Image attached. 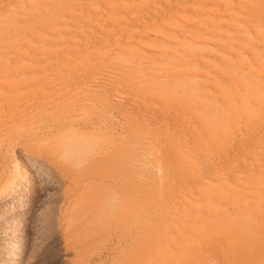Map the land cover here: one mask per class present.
Masks as SVG:
<instances>
[{
  "label": "bare ground",
  "instance_id": "bare-ground-1",
  "mask_svg": "<svg viewBox=\"0 0 264 264\" xmlns=\"http://www.w3.org/2000/svg\"><path fill=\"white\" fill-rule=\"evenodd\" d=\"M6 0H0V10L2 9V8H4V4H5V6H6V3H4ZM14 1V0H13ZM12 1V2H13ZM22 2L23 3V0H18L17 1V3L18 2ZM25 1V4H26V6L27 5H32V6H37L38 4H34L33 2V4L31 3V1H29V0H24ZM35 1V0H34ZM45 0H43L42 1V5L40 4L41 2L40 1H38L37 0V3L39 2V4H40V8H42L43 7V4H45V2H44ZM11 4H12V2H11V0L9 1ZM4 3V4H3ZM8 3V2H7ZM14 3V2H13ZM53 3H55V4H52V2L50 3L49 2V0L47 1L46 0V4L48 5H52L51 6V8L48 10V12H46V13H42V11H41V9L40 10H38L39 12H40V15H44V14H47V16L45 15V24L47 25V26H50V25H52L53 23H56L57 21H58V23L59 22H61V24L62 23H66V20H67V18H66V20L65 19H62L61 21H59L64 15H69V16H71V17H75L76 15H78V16H80V13H76V12H78V11H81L82 13H85V14H87L85 11L87 10H89V12H91V13H93L92 14V17L94 16V19L92 20V21H90L89 19H90V15H89V13L87 14V16H84V18L86 17V19L88 18V16H90L87 20H84L83 19V21L85 22V25H87L88 26V28L90 27V28H92V27H94V28H92V31L91 32H93V29H96L97 27L98 28H100V26L101 25H103V24H105V23H103L102 22V24L100 23V24H98V22H99V20H102V18L105 16V13H104V15H103V17L101 18V16L102 15H100V14H98V11H96V9H95V7L97 8V7H99V6H101V7H103V8H107L108 9V11H109V13H111V14H113L114 13V9L117 7V6H119L120 8H121V10L120 11H122L121 13H122V15H121V13L119 14V13H116L115 15H117V14H119L120 16H123L124 15V17L122 18H120V17H118V16H110L109 15V17L107 18V17H104V19L106 20L107 19V24L106 25H109V26H111V28H112V26H115V27H117V28H115V29H113V30H115L116 31V34L118 33V35L120 36V33L123 35V39L121 38V36L119 37H117L116 39H113V41L115 40V42H116V44H115V47H116V52L117 53H120V55L121 56H123V57H121L120 56V58H121V61H122V59L124 58L125 60H127L126 58H125V56L127 57V56H131L132 54H134V53H137L138 55H145V53H147L148 51H147V49H146V51H145V53H142V52H140V50H137V47L135 46V44H137V46H138V49L140 48H146V47H148L149 45L152 47V51H155V53L157 54V57H154V55H149L148 53V57H150V56H153V60H154V63H153V65H152V68L149 66V64H148V68L150 69V71H148V73L146 72V76L147 77H150V79L148 80V82H147V87L148 88H150V89H152L153 90V97H151V96H147V98L149 97H151V98H153L154 99V97H155V99H156V97L157 98H159V97H163V96H165L167 99L168 98H172L173 97V101L171 102V104H169V106L171 105V107H174V108H170L171 110H173V109H175V108H178L179 109V103H182L183 105H184V107H182V109L184 108L185 109V106H199V108H200V106H202V105H204V104H208V103H214V102H218V101H220V102H218V103H221V104H224V106H226L225 107V109L227 108V110H228V113L225 115V116H223V117H221V118H218V119H213V117H211L212 118V120H211V118L209 117L210 115H208V116H206V117H209V118H204V120H202L201 121V125H205V124H207V127H208V125H211V129H209L208 130V132L206 133H204L203 131L204 130H206L205 128H203V126H202V129H204L203 131H201L203 134H207V136L205 137V139L204 138H202L203 136H201V142H203L204 143V141H202V139H204L205 140V143L204 144H202L201 142H200V139H198L197 138V136L199 137L200 136V132H198L199 130H201L200 129V127H201V125H200V123H198L200 126L198 127V131H196V128H197V123H195L194 125H193V127H196L195 128V131L194 132H196V134H194V133H192L191 135H197V136H195L198 140H194L195 142H200V144H202L203 145V147H201V148H199L198 149V146L200 147V145H198L197 143L195 144V142H193L192 143V139H196L195 137L194 138H189L190 139V142L188 141L187 143H189V144H191V146L192 147H190V148H192V149H190V153H192L191 152V150H193V155H195V156H193L192 154H190L192 157H190V158H192V161L189 159V157L188 158H186L185 157V159H188V160H190V162H188V161H184V156L182 155V157L181 156H179V157H181L182 159H183V161H181V163L182 162H185V163H182L181 165H183V166H185V169L184 170H186L187 169V171H188V169H189V171L191 170V173L193 172V170H196L197 172H198V170L199 169H197V167H198V165H197V163H202V165H203V163H204V165L206 164V166H208L209 167V163L213 166V164L216 162V163H218L217 161V159H219V158H217V155H218V157H220V156H222V158L223 159H225V155L224 154H222L221 155V153L222 152H219L220 153V155H219V153H217V151L215 152L213 149H217V147H221L222 145L224 146V145H228V147H230L231 148V142H232V140H230L231 142V144L229 143V139H231V137L232 136H235V134L233 135V133H235V130H236V128H239L240 129V126L242 125V123H243V121H244V119L242 120L241 119V117L243 116L244 117V115H242V112H243V109L247 106H249L250 105V103L251 102H253V104H255V116H257V117H261L260 119H262V124L264 123V64L262 65L261 64V62L260 61H253L252 63H255V70L253 69V68H251L249 65H250V61H249V59L251 58H253L254 59V57L252 56V57H250V56H248V55H246V56H248L249 57V59H247V58H244V52H247V54H253L256 50H258L257 48H256V50L254 51L253 49H251L250 48V46H249V43H250V41H249V38L250 37H254V36H256V38L258 37V39L257 40H259L260 42L259 43H256V44H258V46H259V44L260 45H262L263 47H264V0H58L57 2L55 1H53ZM56 3L58 4L57 6H56ZM24 4V5H25ZM45 4V5H46ZM23 5V6H24ZM114 5H117L116 7L114 6ZM42 6V7H41ZM46 7V6H45ZM37 8L39 9V7L37 6ZM48 8H49V6H48ZM83 8H85V10L84 11H82V9ZM5 9V8H4ZM14 9V8H13ZM31 9H34V8H32L31 7ZM30 9V10H31ZM43 9V8H42ZM11 10V9H10ZM15 11H17L18 9H14ZM22 10V9H21ZM101 10V9H100ZM103 10V12L104 11H107V10H104V9H102ZM116 10H118L117 8H116ZM27 11V13L29 12L28 10H26ZM36 13H39V12H37V10H34ZM45 11H47V10H45ZM119 11V10H118ZM117 11V12H118ZM14 12V11H13ZM18 12V11H17ZM19 12H21V11H19ZM33 11H31L30 13H32ZM34 12V13H35ZM100 12V11H99ZM102 12V11H101ZM103 12H102V14H103ZM116 12V11H115ZM1 13V12H0ZM15 13V12H14ZM13 13V14H14ZM22 14H24L23 12H21ZM26 13V14H27ZM34 13H32V14H34ZM34 14V15H37L38 16V14ZM90 13V14H91ZM2 14V13H1ZM9 14V13H8ZM32 14H31V17H32V20H33V16H32ZM75 14V15H74ZM107 14V13H106ZM28 15V14H27ZM84 15V14H83ZM14 16V15H13ZM20 16V15H19ZM30 16V15H29ZM37 16H34V18H37ZM69 16H67V17H69ZM77 16V17H78ZM118 17V18H117ZM16 18H18L19 19V17H16ZM25 19H28L27 18V16L26 17H24ZM23 17L21 18V16H20V19L19 20H23L24 19ZM82 18V17H81ZM101 18V19H100ZM4 19V18H3ZM7 19V18H6ZM13 19H14V17H13ZM30 19V18H29ZM41 19V18H40ZM39 19V20H40ZM70 19V18H69ZM73 19V18H72ZM0 20H2V18L0 19ZM18 20V21H19ZM31 20V19H30ZM37 20V19H36ZM38 20V21H39ZM74 20V19H73ZM72 20V21H73ZM75 20H79V19H75ZM74 20V21H75ZM3 21V20H2ZM14 21H16V22H18L17 20H14ZM20 21V22H21ZM24 21V20H23ZM22 21V22H23ZM41 21V22H40ZM39 21V23L40 24H44V22L42 21V20H40ZM65 21V22H64ZM81 22H79V24H77V22H74L75 24H76V26H82V24H80V23H82V19L80 20ZM86 21H87V23H86ZM9 21H7V23H8ZM16 22H14V24L16 23ZM25 22V21H24ZM26 22H28V21H26ZM30 22V21H29ZM37 22V21H36ZM43 22V23H42ZM69 22H70V20H69ZM83 22V23H84ZM32 24H33V21L31 22ZM31 23H29V24H31ZM38 23V22H37ZM36 23V25H34V28H35V26H40V24L38 25ZM57 23V24H58ZM71 23V22H70ZM70 23H69V25H70ZM73 23V22H72ZM73 23V24H74ZM13 24V25H14ZM21 24V23H20ZM68 24V23H67ZM72 24V25H73ZM66 25V24H65ZM2 26V25H1ZM17 26V25H16ZM15 26V27H16ZM23 26V25H22ZM30 26V25H29ZM29 26H25V28L27 29ZM45 26V25H44ZM47 26H45V28L47 27ZM60 26V25H59ZM74 26V25H73ZM86 26V27H87ZM104 26V25H103ZM134 26H136V27H139L140 29H141V31L139 30L137 33H135V32H133L132 30H131V28L132 27H134ZM222 26H228L229 27V29L231 30V35L230 34H228V35H226V33H225V35H223L220 31H219V29L222 27ZM11 27V26H10ZM43 27V26H42ZM42 27H39L40 29L42 28ZM61 27H63V26H61ZM105 27V26H104ZM4 27H2V29H3ZM6 28H7V26H6ZM30 28H33L32 27V25H31V27ZM52 28H53V26H52ZM55 28V27H54ZM64 28V27H63ZM83 28L84 29H86L85 27H84V25H83ZM88 28H87V30H88ZM89 28V29H90ZM101 28H103V27H101ZM0 29H1V27H0ZM14 29V28H13ZM19 30L20 29V27H19V24H18V28H15V30H12L11 29V32H14V31H17V30ZM35 29H37V28H35ZM64 29H66V27L64 28ZM64 29H62L63 31H65L64 33H69V29L67 30L68 32H66V30H64ZM79 29V28H78ZM82 29V28H81ZM106 29V28H105ZM8 30L9 29H7L6 31L8 32ZM22 29H20V31H21ZM42 30H43V28H42ZM42 30H40V31H38L39 32V34H40V32L42 31ZM46 30H47V28H46ZM45 29H44V31H46ZM61 30V29H60ZM59 30V31H60ZM70 30L72 31L73 30V32L72 33H74V35L76 34L74 31H76L75 30V28H70ZM96 30H100L99 32H103V31H106V30H102V29H96ZM259 30H261V32H259ZM10 31V30H9ZM19 31V32H20ZM23 31H25V30H23ZM31 31H33V30H31ZM52 31V30H51ZM51 31H49V32H51ZM56 31L58 32V30L56 29ZM71 31H70V34H72L71 33ZM79 31V32H78ZM84 31H86V30H84ZM6 32V33H7ZM18 32V31H17ZM18 32V34H20ZM26 32V31H25ZM48 31H47V33H49ZM77 32L78 33H82V30H77ZM88 32H89V30H88ZM107 32V34H105ZM104 34L105 35H107V36H109V34H111V32L113 33L114 31H112L111 30V32H109L108 33V31H106ZM3 33V32H2ZM1 33V34H2ZM22 33H24V32H22ZM27 33H29L28 32V30H27V32H26V34ZM37 33V32H36ZM45 32H43V34H44ZM53 33H55L54 31L51 33V35L53 34ZM62 33V32H61ZM60 32H59V34H61ZM77 33V34H78ZM84 33V32H83ZM98 33V32H97ZM96 33V35L99 37V34H97ZM115 33V32H114ZM11 34V33H10ZM17 33H15V35H16ZM31 34V33H30ZM57 34V33H56ZM85 34V33H84ZM86 34H87V31H86ZM85 34V35H86ZM102 34V33H101ZM100 34V35H101ZM103 34V35H104ZM218 34H220V35H223V36H225V37H223V38H226L227 37V39H229V44L230 45H224L225 44V42H224V44H222V43H220V42H218V41H216V40H210V42L211 43H213V44H215L214 46H216V48H217V50L219 49V50H225V52H227V57H225L224 55H223V53L222 52H205V55L203 56H199L198 54H197V52H196V50H195V46L193 45V44H195L197 41H200V40H202V41H204V42H206V39H205V37L207 36V35H210V36H216V35H218ZM263 34V35H262ZM9 35V34H8ZM25 35V34H24ZM38 35V34H37ZM55 35V34H54ZM73 35V34H72ZM83 35V34H82ZM82 35H79V36H81L79 39H81V38H83L84 37V35L82 36ZM88 35V34H87ZM91 35H93V36H90V38L91 37H94L95 35H94V33L93 34H91ZM251 35H254V36H251ZM2 36V35H1ZM5 36V35H4ZM11 36H13V34L11 35ZM26 36H29V38H30V36L31 35H26ZM35 37H37L36 35H34ZM33 35H32V37H34ZM41 36H42V32H41ZM40 36V37H41ZM44 36V35H43ZM57 36V35H56ZM62 37H63V33H62V35H61ZM60 36V37H61ZM67 36V35H66ZM78 36V37H79ZM89 36V35H88ZM113 36H115L116 37V35L114 34H112V37ZM3 37V36H2ZM6 37V38H5ZM4 38H5V40L7 39V36H5ZM9 38H11L10 37V35L8 36ZM31 37V38H32ZM35 37H34V39H35ZM39 37V35H38V39L40 38ZM47 37V36H46ZM61 37V38H62ZM77 37V38H78ZM96 37V36H95ZM104 37V36H103ZM136 37V38H135ZM23 38V37H22ZM26 38V37H25ZM28 38V37H27ZM26 38V39H27ZM71 38V37H70ZM70 38H69V40H70ZM89 38V37H88ZM87 38V39H88ZM89 38V39H90ZM100 38V37H99ZM98 38V39H99ZM101 38H102V36H101ZM105 38V37H104ZM108 37H106L105 38V40L107 39ZM255 38V37H254ZM19 39V38H18ZM17 39V40H18ZM54 39V38H53ZM60 39V38H59ZM84 39V38H83ZM89 39H88V41H89ZM95 39V38H94ZM94 39H92L91 38V41L93 40V42L91 43L90 41H89V45L91 46V44H93V45H95L94 43L96 42H94ZM103 39V38H102ZM110 40H111V42H110V40H109V42L110 43H107L108 45L109 44H113L112 42V39L111 38H109ZM17 40H15V43L17 42ZM31 40H33V38L31 39ZM37 40V39H36ZM40 40V39H39ZM39 40H37L36 41V43L39 41ZM43 41H44V38L42 39ZM42 40H40V42L42 41ZM55 40V39H54ZM52 41V39L50 40L51 42H53V45H54V42L55 41ZM58 40V39H57ZM64 40V39H63ZM61 41V39H60V41L62 42V44H67V43H69L68 41V39H67V42L66 43H63L64 41ZM96 40H97V38H96ZM100 40V39H99ZM104 40V39H103ZM103 40H101L102 42H103ZM209 40H207V42L209 41ZM28 41V40H27ZM70 41H73V42H79L78 40H70ZM85 41V40H84ZM87 41V42H88ZM98 41V40H97ZM212 41H216V42H212ZM2 42H3V40H2ZM5 42V41H4ZM4 42H3V45H4ZM21 42V41H20ZM46 42H48V41H46ZM50 42V45L52 44ZM57 42V41H56ZM58 42H59V40H58ZM73 42L71 43V44H73ZM82 42V41H81ZM81 42H79V43H81ZM86 42V41H85ZM98 42H100V41H98ZM98 42H96V43H98ZM209 42V43H210ZM257 42V41H256ZM7 43H8V41H7ZM14 42H12V44H13ZM22 44L24 43L25 44V42H21ZM29 43V42H28ZM91 43V44H90ZM210 43V44H211ZM227 43H228V41H227ZM45 44V42L43 43V45ZM71 44H69V45H71ZM84 44H85V47H87L88 46V44H86V43H84V42H82V44L81 45H83L82 47H81V45H80V47L83 49V48H85L84 47ZM198 44V43H197ZM206 43H204V45H205ZM255 46H256V44H255V42L253 43ZM2 45V44H1ZM0 45V46H1ZM10 45H11V43H10ZM41 45V44H40ZM48 45V44H47ZM49 45V46H50ZM57 45V44H56ZM61 45V44H60ZM59 45V46H60ZM76 46L75 47H77V45L78 44H75ZM100 45V44H99ZM102 45V44H101ZM208 45V44H207ZM6 46H9V45H6ZM5 46V47H6ZM20 46V45H19ZM35 46H36V44H35ZM34 46V47H35ZM42 46V45H41ZM58 46V47H59ZM66 46V45H65ZM64 46V48L65 49H67V47H65ZM68 46V45H67ZM79 46V45H78ZM90 46L88 47L89 49H91L90 48ZM104 46V45H103ZM107 46V45H106ZM114 46V45H113ZM199 46H202V45H198V47ZM206 46V45H205ZM210 47H214L213 45L211 46V45H209ZM3 46H1L0 47V49L2 48ZM20 47H22V46H20ZM23 47H25V45L23 46ZM38 47V46H37ZM51 47V46H50ZM53 47V46H52ZM114 47V48H115ZM208 47V46H207ZM29 48H31L30 46L27 48V49H29ZM33 48V47H32ZM39 48V47H38ZM44 48V47H43ZM42 48V49H43ZM63 48V49H64ZM73 48V49H72ZM88 48H85L84 50H87ZM209 48V47H208ZM215 48V47H214ZM224 48V49H223ZM11 49V48H10ZM34 49V48H33ZM55 48H50V50H54ZM58 49H60V50H62L61 49V47L60 48H58ZM57 48H56V51L54 50L53 51V54H55V52H57V50H58ZM72 50V52L74 51V49L76 50V48H74V46H72V47H70L69 49H68V51L69 50ZM98 49V48H97ZM99 49H101V48H99ZM106 49V48H105ZM112 49V48H111ZM204 50H203V52L204 51H208V50H211V49H206L205 50V48H203ZM261 49V48H260ZM259 49V51H261L262 52V50H260ZM34 50H37V48L35 47V49ZM34 50H30V51H32L33 53L35 52ZM40 50V49H39ZM38 50V53L40 52ZM44 50V49H43ZM78 50H79V47H78ZM78 50H76V51H78ZM83 50V51H84ZM93 50V49H92ZM91 50V51H92ZM148 50H149V48H148ZM151 50V49H150ZM0 51H4V50H0ZM10 51L11 50H9V52H6V53H10ZM24 51V50H23ZM23 51H21V53L23 52ZM29 50H27V52H28ZM29 51V52H30ZM95 50H93L92 52H94ZM102 51V50H101ZM103 51H105L104 50V48H103ZM102 51V52H103ZM263 51H264V49H263ZM44 52V51H43ZM52 52V51H51ZM50 51L49 52H47V53H50V55H53L52 53H51ZM60 52V51H59ZM65 51H63L62 53H64ZM81 50H80V52H79V56H80V54H81ZM97 52V51H96ZM96 52H94V54L96 53ZM113 52V51H112ZM112 52H110L109 53V55L111 56V54H112ZM115 52V51H114ZM151 51H149V53H150ZM200 52H202V51H200ZM261 52L259 53L260 54V57H261ZM5 53V54H6ZM12 53L13 54H15L13 51H12ZM17 53V52H16ZM19 54V53H17V55L15 54V55H13V57L12 56H10V58L12 57V61H14L13 60V58H14V56H19V55H22V54ZM37 53V51H36V54H38ZM42 53V52H41ZM40 53V54H41ZM68 53V52H67ZM66 53V54H67ZM117 53H115V54H117ZM199 53V52H198ZM244 53V54H243ZM263 53V52H262ZM19 54V55H18ZM23 58H29V56H27L26 54H28V53H26L25 54V52H23ZM32 54V53H31ZM35 54V55H36ZM44 54V53H43ZM66 54L64 55V56H66ZM71 54V56L69 55V53L67 54L69 57H64V56H62L61 55V53H59V55H61V57L64 59V60H66V58L67 59H69L70 57H71V63L72 62H74V63H76V56H78V55H76V52H73V54H75L74 56H73V58L75 59V61H72V53H70ZM82 54H83V52H82ZM91 54H93V53H91ZM91 54H89V55H91ZM114 54V53H113ZM154 54V53H153ZM156 54H155V56H156ZM203 54V53H202ZM243 54V55H242ZM27 57H26V56ZM29 55V54H28ZM56 55V54H55ZM54 55V56H55ZM85 55H87L86 54V52H85ZM101 55V54H100ZM200 55H201V53H200ZM256 55V54H255ZM254 55V56H255ZM258 55V54H257ZM48 56H49V54H48ZM53 56V57H54ZM82 56V55H81ZM92 56V55H91ZM95 56V55H94ZM99 55H96L95 56V58L96 57H98ZM103 57H101V58H109L108 57V55H102ZM104 56H106V57H104ZM146 56V55H145ZM245 56V57H246ZM263 54H262V59H263ZM39 57V56H38ZM37 57V58H38ZM52 57V58H53ZM55 57H57V56H55ZM142 58V56H139L138 58H136V59H138V60H141V58ZM244 58V60L245 59H247V61H248V63L249 64H245L244 62H243V58ZM16 58V57H15ZM31 58V57H30ZM37 58L35 57H33V58H31V60L30 61H32V59H36L37 60ZM40 58L41 59H39V60H42V57L40 56ZM46 59H48L47 58V56L45 57ZM51 58V59H52ZM79 59H80V57H78ZM91 58V57H90ZM100 58V59H101ZM106 58V59H107ZM134 58V57H133ZM140 58V59H139ZM258 58H259V55H258ZM21 59V58H20ZM57 59V58H56ZM63 59H61L60 58V60H63ZM85 59H87V58H85ZM84 59V60H85ZM92 59V58H91ZM91 59H89L88 58V60H91ZM94 59V58H93ZM98 59V58H97ZM103 59V60H104ZM123 59V60H124ZM250 59V60H251ZM8 60H10L9 59V57H8ZM16 60V59H15ZM45 60V59H44ZM43 60V61H44ZM53 60V59H52ZM143 60H144V57H143ZM143 60L141 61V63H144L143 62ZM260 60V59H259ZM264 60V59H263ZM11 61V60H10ZM20 61H22V59L20 60ZM29 61V62H30ZM48 61V60H47ZM95 61V60H94ZM99 61V60H98ZM133 61V60H132ZM144 61H146V60H144ZM247 61H245V62H247ZM252 61V60H251ZM2 62V63H1ZM29 62H28V64H29ZM33 62V61H32ZM39 61H37V63H38ZM45 62V61H44ZM51 62V61H50ZM54 62V61H53ZM60 62V61H59ZM63 62V61H62ZM65 62V61H64ZM77 62H78V60H77ZM85 62H88V61H85ZM84 62V63H85ZM92 62V61H91ZM100 62H102V60L101 61H99V63ZM110 62H112L113 63V61H110ZM116 62V63H115ZM117 62L118 61H114V63H115V65H118L117 67L116 66H112V67H116V68H119L118 70H121L122 68L121 67H119V64H117ZM153 62V61H152ZM4 62H3V60H1L0 61V66H1V64H3ZM14 63H15V61H14ZM22 63V62H21ZM55 63V62H54ZM54 63H52V65H54ZM68 63H70V60L68 61ZM68 63H67V65H68ZM79 63V62H78ZM97 63V62H96ZM98 63V64H99ZM106 63H108V61L106 62ZM106 63L103 65V63H102V65L104 66V67H106L107 68V66L108 65H106ZM111 63V64H112ZM124 63V62H123ZM129 63V62H128ZM150 63V62H149ZM18 64V63H17ZM26 64V63H25ZM42 64L43 63H41L40 64V66H42ZM51 64V63H50ZM50 64L48 63L47 64V66L49 67L50 66ZM57 63H55V65H56ZM62 64V63H61ZM65 63H63L62 65H64ZM82 64V63H81ZM97 64V65H98ZM151 64V63H150ZM8 66H11V65H9V63L7 64ZM44 65H46V64H44ZM54 65V66H55ZM60 65V63H58V67L59 68H61V66H59ZM78 65V64H77ZM77 65L76 66H74L75 67V69L73 68V71L75 70V73H76V70L78 69V67L80 68V70H81V67H82V65H84V64H82V65H80V66H78L77 67ZM90 65H93V67L96 69V73L98 72V73H100L99 71H102V70H97V69H101V67L99 68L98 66H97V68H96V66H94V65H96V64H90ZM112 65H114V64H112ZM122 65H124V64H122L121 63V66ZM127 65V64H126ZM130 65V64H129ZM13 66V65H12ZM14 66H16V65H14ZM26 66H28V65H26ZM46 66V67H47ZM69 66V65H68ZM71 66V65H70ZM100 66V65H99ZM109 66H111V65H109ZM146 66V65H145ZM251 66H252V64H251ZM18 67V66H17ZM24 67V66H23ZM22 67V68H23ZM45 67V68H46ZM47 67V69L49 70V68ZM58 67H54V70L55 69H57ZM76 67H77V69H76ZM85 67V66H84ZM89 67V65L87 66V69H88V71H90L89 69L90 68H88ZM91 67V66H90ZM137 67V66H136ZM31 68V67H30ZM30 68H29V70H30ZM38 68V67H37ZM36 68V69H37ZM43 68V67H42ZM42 68H38L37 70H42ZM44 68V69H45ZM53 68V67H52ZM52 68H50V69H52ZM64 68H66L65 66L62 68V70H64ZM109 68H111V67H109ZM1 69V68H0ZM24 69V71L27 73V72H30V71H27V70H25V67L23 68ZM35 69V68H34ZM35 69V70H36ZM68 68H66L65 69V71L67 72V73H71V70L72 69H70V67H69V69H70V71L68 72V70H67ZM128 68H126V70H127ZM134 69V68H133ZM21 70V69H20ZM31 70H33V69H31ZM47 70V71H48ZM58 70V69H57ZM57 70L56 71H54V73L56 72L57 73ZM60 70V69H59ZM92 70H93V68H92ZM109 70V69H108ZM108 70H106V71H108ZM123 70V69H122ZM126 70L124 71V72H126ZM129 70V73L131 74V72H130V70H132V69H128ZM127 70V71H128ZM143 70V69H142ZM19 71V70H18ZM23 70L22 71H20V72H24ZM65 71H63L64 73H65ZM85 71H86V68H85ZM94 71V70H93ZM93 71H91V72H93ZM104 71V70H103ZM113 71V70H112ZM111 71V72H112ZM257 71V72H256ZM12 72H13V69H12ZM17 72V71H16ZM19 72V73H20ZM25 72L24 73H22V75H24L25 74ZM78 72V71H77ZM81 72H83V71H81ZM87 72V71H86ZM86 72H83V73H77L79 76H80V74L83 76V79L84 78H86V80L85 81H89V79H90V75H88V72L86 73ZM91 72H89V74H91ZM109 72V71H108ZM145 72V71H144ZM50 73H51V71H50ZM117 73H118V71H117ZM116 73V74H117ZM21 74V73H20ZM59 74L61 75L62 73H60V71H59ZM71 74H73V73H71ZM71 74H67L68 76L70 75V77H71ZM76 74V75H77ZM87 74V76L88 77H84L85 75ZM94 74H95V72H94ZM103 73H101V75H102ZM106 75H105V77H106V79H107V77L108 76H112V74L111 75H108V73H105ZM113 74H115L114 73V71H113ZM120 74V73H119ZM128 74V73H127ZM127 74H126V77L125 78H127L126 79V81L129 79V77L130 76H128L127 77ZM253 74H255L256 76H252ZM13 75V74H12ZM22 75H20V76H22ZM55 75L56 74H54L53 76L55 77ZM64 75H66V73L64 74ZM76 75L75 76H72L73 78H74V80H75V77H76ZM108 75V76H107ZM67 76V77H68ZM79 76H77L78 78H79ZM120 77H121V74L119 75ZM124 76H125V74L123 75V78H124ZM251 76L254 78V80L251 78ZM19 77V76H18ZM69 77V78H70ZM77 77H76V79H77ZM94 77H97V76H95L94 75ZM98 77H100V75L98 76ZM113 77V79H114V77L115 76H112ZM117 77H118V75H117ZM132 77H133V75H132ZM256 77V78H255ZM13 78V77H12ZM21 78V77H20ZM53 78V77H52ZM56 78H57V76H56ZM61 78V77H60ZM72 78V79H73ZM81 78V77H80ZM79 78V79H80ZM87 78H89V79H87ZM101 78V80H102V78H104V77H100ZM99 78V79H100ZM116 78V77H115ZM252 80H251V79ZM11 79V78H10ZM58 79V78H57ZM64 80L66 79V82H64V81H62L63 83H68L70 80H68V78H63ZM72 79H71V81L70 82H74V81H72ZM120 79H122V78H120ZM119 79V80H120ZM142 79H143V77H142ZM9 80V79H8ZM68 80V81H67ZM78 80V79H77ZM77 80H75V82L77 81ZM81 80L82 79H80V80H78V83L77 84H80L79 82H81ZM93 80H95V78L93 79ZM107 80H109L110 81V79H107ZM116 80H117V78H116ZM116 80H113L114 82H116ZM123 80V79H122ZM132 79H130V81L128 80V83L129 82H135V81H131ZM10 81V80H9ZM54 80H52V82H53ZM97 81H99V80H97ZM97 81H96V84L95 85H97ZM118 81V80H117ZM125 81V80H124ZM123 81V82H124ZM126 81L124 82V83H122V86L124 87V85L123 84H126ZM1 82V85H3V87H8V83H4L5 85L7 84V86H4V84L2 83V81H0ZM28 82V81H27ZM26 82V83H27ZM34 82V81H33ZM32 82V83H33ZM51 82V81H50ZM83 83H84V81H82ZM94 82V81H93ZM101 82V81H100ZM104 81H102V83H103ZM113 82V85H115L116 83H114ZM143 82V81H142ZM32 83H30V84H32ZM58 83H60V82H58ZM106 83L108 84V82L106 81ZM118 83H121V82H119L118 81ZM128 83H127V85H128ZM34 84V83H33ZM52 84V83H51ZM54 84V83H53ZM57 84V83H56ZM69 84V83H68ZM77 84L76 85H74V87H76L77 86ZM104 84V83H103ZM103 84L101 85V84H98V85H101V87H103ZM131 85L133 84V83H130ZM22 86H24V84H21ZM26 85V84H25ZM28 85V84H27ZM64 85V84H63ZM67 85V84H66ZM106 85V84H105ZM109 85V84H108ZM111 85H112V83H111ZM118 84H116L115 86H117ZM126 85V86H127ZM131 85H128V89L130 88L129 86H131ZM134 85V84H133ZM19 86V85H18ZM30 86V85H29ZM59 86V85H58ZM73 86V84L71 85V87ZM121 86V84L118 86L119 87V90H122V91H124L123 89H122V86ZM139 86V85H138ZM141 86V85H140ZM3 87L1 88V86H0V89H2V91H3ZM12 87V86H11ZM10 87V88H11ZM74 87H72V88H67V87H60V89H58L59 87H57V88H55V89H52V90H55V91H52L51 89H48L47 91L49 92V93H46L45 91V94H51V97L53 98V100H52V98H51V100H52V103H49L48 104V101L46 102V100H45V104H42V105H44L43 107H42V105H41V108H40V110L39 111H37V110H35V109H33V107L31 108V107H29L28 108V106L26 107V106H22V107H19L18 105H15V104H5V103H3V101H0V203L2 204V202L1 201H3L5 204H7L6 206H8V208L9 209H7L6 208V210H10V211H13V210H15L16 208V210H18V208H20V210H22L23 208H25V204H24V206H23V203H24V198L28 195V194H30V192H32V191H34V190H36V189H39L40 187L39 186H41L42 184L40 183V180H39V178H37L38 176H36L35 175V169L36 170H38V169H40L41 170V168H46L47 169V171H48V173H51L52 174V176L55 178L54 180L56 181V183H55V185H54V187L56 186V190H55V192H56V194H57V201H56V205L54 206L53 205V216H47L46 215V213H44L45 214V216H43L44 214H41L40 213V209H38L36 212H35V214L34 215H32L34 218H36V222H35V220H34V222L37 224L38 223V225H40L41 227L42 226H45V225H47V224H49V225H51V224H54L53 226H55L54 228H56V232H55V238H54V240H53V243L55 244V246H56V250L58 251V261H60V262H63V263H65V264H72L73 263V261H75V259L76 258H82V259H86L87 261V263H89V264H225L226 262V264H228L229 262H228V259H227V261L226 262H224L225 260H223L224 259V257H225V255H224V249H225V247H226V245H227V247L229 246V247H231V249H229V247L227 248L226 247V249H229V250H227V252H231L232 254H233V252H235V254H237L240 250H239V248L241 249V245L240 244H243V241H242V243H241V241L240 240H238V242L234 239V240H232V241H230V243L229 244H226V240H225V247L223 246L224 245V242H223V240L226 238L227 239V237H229L230 236V234H231V236L233 235L232 233H226V232H223V229H220V225H218L217 226V229H218V227H219V231H217L218 233H216V234H212L211 233V236L212 237H214V239H216L217 238V242L215 241V240H213V241H209V240H211V237L209 236V234H200V233H197V232H189V229H188V227L192 224V222L193 221H195V224L194 225H196L195 227H197V228H199V227H201L202 225H204L203 223H205L206 221H210L211 219H217L218 218V220H219V217H217L218 215L220 216V214L222 213H219L218 214V212L216 213V212H210V210H205V211H202L201 212V214H197V215H192L191 213H190V205H189V203H187V199H184V200H186V201H184L183 199H182V202L184 201V204L183 203H179V204H181V206H179V205H174V204H171V203H169V204H171V205H169V204H165V205H163V198H166V197H164L165 195H163V194H167L168 192H169V189H168V187H166L167 185H168V183H169V181H172V180H174L173 178H170V177H172V176H174V174L172 175V173H170V169L173 167V165L171 166V168L168 166V167H165L167 164L169 165H171V164H173L174 163V166L175 165H177L178 164V166H180L179 168H178V170H183L182 168H184V167H182L181 165H180V162H178L177 164H175V162H172V163H167V162H171V160H167V162H165V161H163V162H165L166 163V165L163 163V162H161V165H162V163L165 165V166H163V170L165 169L166 170V172L165 173H169L171 176H169V174H168V178H167V175L165 174V173H163V171H162V174H164V175H166V178H165V176H163L165 179H166V181H168V183L166 182L165 184H163L164 182H162L161 180L163 179L162 177L160 178L161 180V182H162V184L168 189V191H167V193H164L166 190L165 189H163V190H165V191H163L162 193L163 194H160L159 193V195L157 194V192H159V190L154 194V198H156L157 197V195H158V197L159 196H161V195H163V197H159L160 198V204H161V206H159V203H158V208H156L155 207V205H157V203L155 202V203H153V201H154V198H153V201H152V204H154L153 205V208H155V210H152L150 213L149 212H146V214L147 215H145V216H143L142 215V217H141V214L144 212L145 213V211H144V207L145 206H147V205H145L143 202H145L144 201V199L145 198H143L144 197V195L146 194V193H144V192H142L140 189H138L137 191H138V193H139V190L142 192V193H144V194H142V198L140 197V196H138V198L135 200V199H133V200H131V197L133 196H131L130 194H129V191H130V187H131V185H130V182H131V180H129V175H130V171H128V170H131L130 168H131V162H130V159H129V157H131L130 155V153L131 152H133L134 150H135V147L136 148H142V146L144 147V149H145V151L144 150H142V151H144V153L146 152V149L147 148H152V149H154L155 147H156V149L157 148H160L161 146H158L157 147V145H160V144H158L157 143V145L155 146V145H150L149 146V142L150 141H152L154 138H152V139H150V141L148 142V141H143L144 143L145 142H147V143H149V144H144L142 141V143H143V145L142 144H140V142L138 141V143H137V146L136 145H134V150L132 151V146H133V144L135 143V142H133V144H131L132 146L130 147L129 145H130V143H129V145H128V143H126L127 144V146H129L130 147V149H129V147L128 148H126L127 146H125L126 144L122 141V142H120L121 144H125L124 146H125V148H120L119 150H117L116 148L118 147L119 148V146L121 147L122 145H119L120 143H118L117 145L118 146H116V145H114V143H115V141H114V143H112V140H113V136H112V132L110 133L109 131H107L106 133L104 132V130L102 131L103 132V134H100L99 133V131H98V129H97V121L98 120H103V121H107L108 120V117L109 116H107V113L106 112H108L110 109H111V105H108V101H110L111 100V95L110 94H112L113 95V93H114V88L112 89V87L110 86V87H108V89L109 88H111L112 90H113V92H111V93H109L108 95H110V97L111 98H109V96H108V99H110V100H108L107 102L105 101L106 99L105 98H103L104 99V102H106L107 104L105 105V106H100V104L102 103L100 100H102V99H100V100H98V102H100V104L98 105V106H96L95 104H97L98 102H97V97H101V96H97L96 98H94L95 96H94V94H95V91L97 90H95V89H93V88H90V89H88L87 91H85V92H79V91H81V90H79V89H73ZM100 87V88H101ZM105 87V86H104ZM114 87V86H113ZM9 88V89H10ZM13 88H15L14 86H13ZM19 87H17L15 90H17ZM42 89H43V86L41 87ZM46 88V87H45ZM48 88H49V86H48ZM81 88H83V87H81ZM85 88V87H84ZM84 88H83V90H84ZM125 88V87H124ZM127 88V87H126ZM132 88V87H131ZM129 89V91H132V89ZM136 88V87H135ZM138 88H140V87H138ZM138 88H136L137 90H138ZM8 89V88H7ZM39 89V88H38ZM56 89H58V90H56ZM85 89H87V88H85ZM106 89V91L104 90H102L103 91V93H105V92H107L108 93V89L107 88H105ZM110 89V90H111ZM117 89V88H116ZM115 89V90H116ZM147 89V88H146ZM6 90V89H5ZM10 90H12V88L10 89ZM14 90V89H13ZM50 90L52 91V92H50ZM126 90V89H125ZM140 90V89H139ZM1 91V92H2ZM20 91H22V89L20 90ZM38 91H40V90H38ZM100 91L101 90H99L98 92H99V95H100ZM129 91H128V93H129ZM134 91H136V90H133V94H134ZM43 92V93H44ZM110 92V91H109ZM127 92V91H126ZM258 92L259 93H261V94H259V96H258ZM4 93V92H3ZM2 93V94H3ZM102 93V92H101ZM102 93V94H103ZM127 93V94H128ZM132 93L130 92V94L132 95ZM40 94H42V93H40ZM39 94V95H40ZM44 94V95H45ZM101 94V95H102ZM106 94V93H105ZM72 95H78V96H76L75 98H77L78 97V99H76L75 101L76 102H74L73 104H69V102L70 101H68V105H67V103H65L66 102V100L67 99H69ZM130 95V96H131ZM137 95V94H136ZM135 94H134V96H136ZM139 95H140V93H139ZM138 95V97H141V95L139 96ZM38 96V95H37ZM36 96V100H37V98L39 97H37ZM103 96V95H102ZM105 96V95H104ZM115 96V95H114ZM126 96H128L129 97V95H126ZM144 96H145V99H146V95L145 94H143L142 95V97L141 98H144ZM0 97H1V93H0ZM120 97H122V96H120ZM123 97H125V96H123ZM127 97V98H128ZM137 97V96H136ZM137 97V98H138ZM6 98V97H5ZM113 98H115L116 99V97H113ZM132 99H133V97H131ZM7 99V98H6ZM73 99V98H72ZM94 99H96V101H94ZM99 99V98H98ZM120 99V98H119ZM122 99V98H121ZM124 99V98H123ZM130 99V98H129ZM153 99H150L151 101L153 100ZM154 99V100H155ZM74 100V99H73ZM114 100V99H113ZM134 101H135V99H133ZM143 100V99H142ZM146 100H148V99H146ZM178 100H179V102H178ZM26 101H27V99H26ZM50 101V100H49ZM72 101V100H71ZM116 101V100H115ZM119 101V100H118ZM122 100H120V103H123V105H125L126 103H128V102H126V101H128L127 99H125L124 100V102H126L125 104H124V102L122 101ZM137 102L139 101V99L138 100H136ZM145 101V100H144ZM143 101V102H144ZM155 101H156V103H155ZM154 101V103L155 104H159V101L160 100H155ZM256 101V102H255ZM34 102V101H33ZM33 102H32V104H33ZM42 102V101H41ZM94 102H96V103H94ZM111 102H114V101H111ZM25 103V102H24ZM110 103V102H109ZM130 103V102H129ZM147 103V102H146ZM146 103H142V101H141V105L142 104H144V108H145V104ZM149 103V102H148ZM147 103V104H148ZM153 103V104H154ZM37 104V103H36ZM39 104V103H38ZM38 104H37V106H38ZM105 104V103H104ZM118 104V103H117ZM116 104V102H115V105H117ZM131 104V103H130ZM137 104V103H136ZM133 105V106H140V101H139V104H137V105ZM162 104V103H161ZM160 104V105H161ZM168 104V103H167ZM167 104H162V106L164 105V107H165V105L167 106ZM248 104V105H247ZM122 105V107L120 106L119 107V105H118V110L120 111V109H123L125 106H123ZM129 104H127V106H128ZM149 105V104H148ZM31 106V105H30ZM100 106V107H99ZM161 106V108L162 109H164L163 107ZM175 106H178V107H175ZM182 106V105H181ZM35 107H36V105H35ZM130 107H132V104H131V106ZM129 106L127 107V108H125V109H128V108H130ZM149 107H151V105L149 106ZM153 107V106H152ZM159 107V106H158ZM222 107H223V105H222ZM233 107H234V109H233ZM253 107V106H252ZM114 108V107H113ZM133 109H134V112H136L135 110L137 109H143V108H141V107H139V108H134V107H132ZM146 108H147V105H146ZM145 108V109H146ZM154 108V107H153ZM153 108H152V112L153 111H155V110H153ZM159 109L160 111H163L162 109ZM166 108H168V106L166 107ZM195 108V107H194ZM217 108V107H216ZM116 109V108H115ZM114 109V110H115ZM145 109H143V110H145ZM170 109H167V111H169ZM178 109H175V113H179V111L180 110H182V109H179V111H178ZM184 109H183V111H184ZM246 109V108H245ZM251 109V108H250ZM254 109V108H253ZM113 110V109H112ZM117 110V109H116ZM115 110V111H116ZM117 110V111H118ZM130 110L131 109H129L128 110V112H129V115L131 114L130 113ZM140 110V111H141ZM146 110H148V109H146ZM150 110V109H149ZM157 110V109H156ZM176 110H177V112H176ZM111 111V110H110ZM116 111V112H117ZM119 111H118V114H119ZM125 110H123V111H120L121 112V114H122V119H125L126 117H128V116H126V114L128 113L127 111H125ZM133 111V110H132ZM138 112V113H140L141 115V117L139 116L138 118L140 119H138L139 121H141V122H143L142 120H141V118H142V115H144V114H142V112ZM151 111V110H150ZM149 111V112H150ZM160 111H158L160 114H161V112ZM164 111H166V109H164ZM163 111V112H164ZM174 111V110H173ZM172 111V112H173ZM186 111H188V114L191 112L190 110H186L185 109V112ZM248 111V110H247ZM171 112V116L173 115V113ZM185 112H183V113H185ZM204 112H205V115L207 114V112L206 111H203V112H201V113H203L204 114ZM248 112H250V110L248 111ZM138 113H137V115H138ZM156 113V112H155ZM159 113H156V114H159ZM166 113H169V112H165L162 116L165 118V116L167 115ZM177 113V114H178ZM180 113H182V112H180ZM200 113V112H199ZM97 114V115H96ZM150 114L151 113H149V115H148V117H150ZM159 114V116H161ZM187 114V113H186ZM190 114H193V112H191ZM215 114V113H214ZM213 114V115H214ZM217 114V113H216ZM109 115V114H108ZM133 115H135V113H133ZM133 115H130L132 118H134V119H130V120H135V117L133 116ZM136 115V116H137ZM147 115V113L145 114V116ZM169 115V114H168ZM205 115H202V116H205ZM129 116V117H130ZM162 116H161V124H163V122L164 121H166V122H168V119L169 120H171L172 119V117H167V118H165L166 120H164L163 118H162ZM174 116H175V114H174ZM173 116V119L175 118ZM177 117H178V115H176ZM180 116V115H179ZM191 116V115H190ZM192 116H195V115H192ZM214 116H216V115H214ZM263 116V117H262ZM120 117H121V115H120ZM125 117V118H124ZM144 117V116H143ZM155 118H156V116H154ZM245 117H247V116H245ZM244 117V118H245ZM257 117H255V119H253V117H252V122L254 121H256V118ZM152 118L153 117H151V118H149V122L152 120ZM154 118V119H155ZM181 117H179V120H180V122L182 121L181 119H180ZM129 119V118H128ZM148 119V118H147ZM151 119V120H150ZM152 120V121H154V122H152L153 124L155 123V121L158 119V118H156V120ZM193 119H195V117H193ZM192 119V120H193ZM260 119H258V120H260ZM160 120V119H159ZM162 120H164L163 122H162ZM179 120H175V121H179ZM186 119H184L183 121H185ZM191 119H189V121L188 120H186V121H188L187 123L189 124L191 121H192ZM197 120V119H196ZM196 120H193V121H196ZM198 120H199V118H198ZM197 120V121H198ZM242 120V121H241ZM125 121V120H124ZM136 121L137 120H135V123H136ZM182 121V122H183ZM186 121H185V123H186ZM241 121V122H240ZM261 121V120H260ZM102 122V121H101ZM127 122V121H126ZM145 122V121H144ZM149 122H147V123H149ZM158 122V123H157ZM157 122H156V124H157V126H158V124H159V121L157 120ZM171 122H172V120H171ZM181 122V123H182ZM239 122H240V126L238 125L239 124ZM251 122V121H250ZM250 122H247V123H249V126H250V124H251V126L250 127H252V128H250L248 125V128H249V130L251 129V130H254L253 128H254V126L252 125V122L250 123ZM258 121H256L255 123H253V124H256ZM42 123H44V127L42 128V133H40L39 135H36L35 134V132H33V130H34V128H35V126L36 125H41ZM128 123V122H127ZM131 123V122H130ZM130 123H128V124H130ZM135 123H132V124H135ZM146 123V122H145ZM176 122H174L173 124L174 125H176V127H177V125H179V126H181V128H180V130L181 129H183L181 132L183 133V135L181 134V136H185L184 134H186L187 132H192L193 130H194V128H193V130L192 131H190L192 128L191 127H189L188 125V127L187 126H185V127H187L188 128V130L189 131H187V129L186 128H182L184 125H182V124H175ZM184 123V122H183ZM184 123V124H185ZM186 123V124H187ZM191 123H193V122H191ZM246 123V124H247ZM139 124V123H138ZM155 124V125H156ZM160 124V125H161ZM170 125H171V123H169ZM197 124V125H196ZM246 124H244L243 126H245V127H247L246 126ZM259 124V123H258ZM261 124V125H262ZM131 125V124H130ZM137 125V124H136ZM140 125V124H139ZM144 125V124H143ZM159 125V128H161V126ZM164 125V124H163ZM163 125H162V127H163ZM169 125V127H167V129H171L170 127L171 126H173V125H171L170 126ZM191 125V126H192ZM196 125V126H195ZM260 124L259 125H257L256 124V126L255 127H258V126H260L261 128H262V126H264V125H262L261 126ZM101 126V125H100ZM131 126H133V125H131ZM135 126V125H134ZM133 126V127H134ZM165 126H167V125H165ZM164 126V127H165ZM178 126V127H179ZM238 126V127H237ZM102 127V126H101ZM109 127V126H108ZM145 129L146 130H148L147 128V125H145ZM153 127H154V125H153ZM156 127V126H155ZM163 127V128H164ZM177 127V128H178ZM245 127H242V129H244ZM259 127V128H260ZM132 128V127H131ZM138 128V127H137ZM142 128H144V127H142ZM156 128H158V127H156ZM154 129V130H156V132H158L159 133V131L157 130V129ZM173 128H175V126L173 127ZM176 128V131H180L179 129H177ZM191 128V129H190ZM208 128H210V127H208ZM95 129H97V130H95ZM101 129V128H100ZM104 129H105V127H104ZM128 129H130V128H128ZM135 129H136V127H135ZM152 128L150 127V130H151ZM162 129V128H161ZM185 129V130H184ZM257 129V128H256ZM264 129V128H263ZM132 130V129H131ZM144 130V129H143ZM146 130H144V131H146ZM150 130H149V132H150ZM165 130V129H164ZM164 130L162 131L163 133H164ZM241 130V129H240ZM240 130H238V131H240ZM247 131V133L249 132L250 133V136H253V137H255L254 135L258 132L257 130V132L256 133H252V132H250V131ZM36 131V130H35ZM98 131V132H97ZM101 131V130H100ZM133 131V130H132ZM143 131V132H144ZM167 131V130H166ZM184 131H186V132H184ZM237 130H236V133L238 132ZM243 131H245V129L243 130ZM243 131H240L241 132V134H243V136H245V134H247V133H245V132H243ZM262 131V129L260 130V132ZM40 132V131H39ZM155 131H151V133L153 134ZM156 132L154 133V134H156ZM169 132V131H168ZM167 132V133H168ZM172 132V131H171ZM171 132H169L170 134H171ZM178 132H176V133H178ZM181 132H179L178 134H180ZM239 132V133H240ZM243 132V133H242ZM146 133V132H145ZM161 133V132H160ZM167 133H166V135H167ZM199 133V134H198ZM248 133V134H249ZM259 133V132H258ZM262 133V132H261ZM143 134V133H142ZM153 134V135H154ZM162 134V133H161ZM161 134H160V136H161ZM165 134V133H164ZM173 134H174V132H173ZM187 134H189V133H187ZM202 134V135H203ZM238 134V133H237ZM236 134V135H237ZM248 134L246 135L247 137H248ZM153 135H152V137H153ZM166 135H165V138H166ZM176 135V134H175ZM232 135V136H231ZM240 135V134H239ZM239 135H237V137L236 138H238V136ZM258 135H260V134H258ZM257 135V137H259V138H261V137H264V136H258ZM261 135H264V131H263V133L261 134ZM141 136V135H140ZM156 138L158 139V135L156 134ZM164 135H162V137H163ZM168 136V135H167ZM170 137H171V139H169L168 137L166 138L167 140H164V138H162V137H160L162 140L161 141H159V142H161V143H164L163 141H165V143L167 142V141H169V140H171V141H169V142H173L172 141V135H169ZM188 136V135H187ZM189 136H190V134H189ZM242 135L240 136V137H243ZM145 137H147V136H145ZM149 137V136H148ZM151 137V136H150ZM257 137H255V138H257ZM175 138H178V137H175ZM186 138V137H185ZM185 138H183V139H185ZM200 138V137H199ZM234 138V137H233ZM232 138V139H233ZM236 138H234L233 140L234 141H236V143L237 142H240V141H237V139ZM244 138H246V137H244ZM252 138V137H251ZM141 139H143V138H141ZM140 139V140H141ZM157 139H154V140H157ZM183 139L181 140V138L180 139H178L177 141H178V143H179V145H180V142L182 141L183 142ZM187 139V138H186ZM188 139V140H189ZM240 139H242V138H238V140H240ZM248 139V138H247ZM250 139V138H249ZM258 139V138H257ZM257 139H256V141H257ZM263 139V138H262ZM262 139H260L261 141H257V142H260V147L262 146V142L264 143V139H263V141H262ZM128 140V139H127ZM179 140H180V142H179ZM192 140V141H191ZM245 140V139H244ZM241 141V142H244L245 143V141H246V143H247V140H245V141ZM255 140V139H254ZM184 141H186V140H184ZM250 141H251V139H250ZM255 141V142H256ZM157 142V141H156ZM168 142V143H169ZM176 142V141H175ZM175 142H173V143H175ZM240 142V144L242 145L243 143H241ZM252 143L250 144V142H248V144L251 146V145H254L253 144V140L251 141ZM254 142V143H255ZM132 143V142H131ZM154 144H155V142H153ZM167 143V147L168 148H170L169 150L171 151V150H173L174 148V146H175V148H177V145L176 144H172V143H169L168 144ZM185 143V142H184ZM245 143V144H246ZM116 144V143H115ZM136 144V143H135ZM140 146H139V145ZM174 145V146H172V145ZM188 144V145H189ZM193 144V145H192ZM197 146V147H194L195 145ZM238 145V143H237V148H239L238 146H240V147H242L241 145ZM258 145H259V143H257ZM257 144H255V145H257ZM142 145V146H141ZM146 145V146H145ZM168 145H170L171 147H169ZM181 145H183V144H181ZM184 145H186V144H184ZM201 145V146H202ZM226 145V146H227ZM233 145V144H232ZM264 145V144H263ZM18 146H19V148H21L20 149V152H21V150H22V156L21 157H17V154H15V150L18 148ZM149 146V147H148ZM152 146H154V147H152ZM163 146H164V144H163ZM162 146V147H163ZM187 146V145H186ZM186 146H185V149H187V148H189V146L186 148ZM247 147H249L250 148V146H248V145H246ZM245 145H243V149H244V147L246 148V151L248 150L247 149V147H246ZM115 149H114V148ZM147 147V148H146ZM161 147V148H162ZM184 147V146H183ZM182 147V148H183ZM193 147L195 148V150H196V148L199 150V151H197V153H196V151H194V149H193ZM219 147V148H220ZM227 147V148H228ZM233 147V146H232ZM234 147H235V145H234ZM254 147V146H253ZM253 147H251L250 149H252L253 150ZM138 148V149H139ZM160 148V149H161ZM164 148H166V144H165V146H164ZM168 148L167 149H165L164 151H163V149L162 150H160V152H162L163 151V153H165L167 150H168ZM225 148V147H224ZM223 148V150H226V149H224ZM230 148H228L227 150H229ZM236 148V147H235ZM234 149V148H232L233 149V151H238V149ZM242 148H240V149H242ZM255 148V147H254ZM127 149H129V150H131V151H129L128 152V150ZM137 149V151H139ZM208 149H209V151H208ZM210 149H212L211 150V152H213V153H215L216 154V158L214 157V160H213V164L211 163V162H209L210 161V156H212V158H213V156L215 155H213V154H210ZM239 149V150H240ZM242 149V150H243ZM262 149V148H261ZM18 150V149H17ZM168 150V151H169ZM176 150V149H175ZM175 150L173 151V153H175ZM218 150V149H217ZM219 150H221V149H219ZM242 150H240L239 152H237V153H240ZM252 150H251V152H252ZM136 151V150H135ZM141 151V150H140ZM139 151V152H140ZM141 151V152H142ZM150 152L152 151L151 149L149 150ZM155 151V150H154ZM168 151L166 152V154L168 155V154H170L171 155V153H172V151H171V153H168ZM169 151V152H170ZM176 151H178V149L176 150ZM183 151V153L184 152H186V150L184 151V149H182V150H180V152H182ZM208 151V152H207ZM230 151V150H229ZM229 151H225V152H229ZM232 151V150H231ZM246 151H244L243 150V153H245ZM256 151V150H255ZM254 151V152H255ZM140 152V153H141ZM153 152V151H152ZM157 153H160L159 152V149H158V151H156ZM195 152V153H194ZM250 151L249 152H247V154L246 155H248L247 156V158H251L250 160H252V156L251 157H249V153H251ZM258 152H260L259 150H258ZM163 153H160V154H163ZM173 153H172V155H173ZM177 153V152H176ZM175 153V154H176ZM186 153H188L189 154V152H186ZM205 153H209L210 155L209 156H207V157H209V158H206V156H205ZM224 153V152H223ZM236 153V152H235ZM236 153V154H237ZM242 152L240 153V154H238V156L239 155H245V154H243ZM263 153L264 152H262V154L261 153H259L260 155H263ZM129 154V155H128ZM142 154H143V152H142ZM146 154H148V153H146ZM151 154V153H150ZM153 154H154V152H153ZM174 154V156L175 157H177L178 158V154L177 155H175ZM228 154V153H227ZM231 154H232V152H231ZM229 155L230 157L232 156V158L233 157H236V158H234V160L235 159H240L237 155L235 156V154H233V155ZM19 155V154H18ZM132 155H134V153H132ZM136 155V154H135ZM139 155V154H138ZM169 156L168 155V157H172V159L173 158H175V157H173V156ZM186 155V154H185ZM246 155H245V157H246ZM147 156V155H146ZM145 156V157H146ZM163 156H164V160L165 159H167L166 158V155L165 154H163ZM162 156V157H163ZM135 157H137V156H135ZM161 157V159L163 160V158ZM226 157H228V155L226 156ZM230 157L229 158H226V160L224 161V163L225 164H227L228 162H229V160H230ZM244 157V156H243ZM140 158H142V157H140ZM176 158V159H177ZM259 158H260V160L261 159H264L263 157L261 158L260 156H259ZM136 159H139V158H136ZM221 159V158H220ZM222 159V160H223ZM237 159V161L240 163V161ZM141 160V159H140ZM139 160V161H140ZM143 161H145L144 159H142ZM174 160V159H173ZM181 160V159H180ZM179 159H178V161H180ZM215 160H217V161H215ZM255 160H259L258 159V157L255 159ZM259 160V161H260ZM161 161V160H160ZM208 161V162H207ZM212 161V160H211ZM231 161H232V159H231ZM230 161V162H231ZM242 161H244V160H241V163H242ZM262 161L263 160H261L260 161V163H261V165H259L258 163H256L257 161H255V163H251V164H253L252 166L253 167H247V168H254V170H255V167L257 166V165H259V166H261V167H263V165L262 164H264V163H262ZM176 162H177V160H176ZM187 162V163H186ZM233 162V164H235L234 163V161H232ZM236 162V161H235ZM245 162V161H244ZM246 162H247V160H246ZM264 162V161H263ZM145 163H146V161H145ZM194 164V163H196V166L194 165V166H192V164ZM220 163V165L222 164L221 162H219ZM223 163V164H224ZM240 163V164H241ZM250 164V163H249ZM248 164V165H249ZM251 164H250V166H251ZM255 164H256V166H255ZM129 165H130V167H129ZM190 165H191V167H192V169H191V167H190ZM202 165H201V167H202ZM217 165H219V164H217ZM217 166V167H221V166ZM232 165V164H231ZM236 165V164H235ZM233 166V169H234V167H236V166ZM239 165V164H238ZM242 165H243V168H245L244 167V165L245 164H243L242 163ZM152 167L151 165H148V167ZM154 166V165H153ZM177 166V167H178ZM187 166H189V167H187ZM200 166V165H199ZM215 166V165H214ZM213 166V167H214ZM225 166V165H224ZM224 166L222 167V168H224ZM230 166V165H229ZM228 166V164L226 165V167L228 168L229 167ZM255 166V167H254ZM148 167L147 168H145L146 170L148 169ZM149 167V168H150ZM157 166L155 165V168H156ZM158 167H159V165H158ZM158 167H157V169H158ZM165 167V168H164ZM176 167V166H175ZM187 167V168H186ZM200 167V168H201ZM204 167V166H203ZM211 167V166H210ZM225 167V168H226ZM238 167H240V165L238 166ZM258 167V166H257ZM261 167H260V170L263 172L264 171V169L262 170L261 169ZM154 168V169H155ZM167 168H168V170H167ZM170 168V169H169ZM214 168H216V167H214ZM222 168H217V169H219V170H221ZM224 168V169H225ZM246 168V169H247ZM151 169V168H150ZM149 169V170H150ZM157 169H156V173H157ZM177 168H173V170H175V172L177 171L178 172V170H176ZM203 169V168H202ZM210 169V168H209ZM216 169V170H217ZM223 169V170H224ZM229 169V168H228ZM227 169V170H228ZM236 169V168H235ZM242 169V166L240 167V171H242L241 170ZM119 170V172H117V171ZM153 169H151V171H152ZM172 170V169H171ZM183 170V172L181 171V174L182 173H185V171ZM214 170V169H213ZM226 170V169H225ZM225 171V173L227 172H230V171ZM229 170H231V167H230V169ZM237 171H238V169H236ZM245 169H243V171H244ZM253 170V171H254ZM259 170V168L257 169L256 168V170L255 171H258ZM115 171V172H114ZM151 171H148V173L149 172H151ZM179 171V172H180ZM188 171V176L190 177L189 179H191L192 177H191V175L193 176V174H191L190 175V172ZM200 171V170H199ZM203 171V170H202ZM207 171V170H206ZM211 171H212V168L210 169V171L207 173V172H205V169H204V172L202 173L201 171H200V173H197V175L199 176V174H202V175H206V174H208V175H206V176H209L210 175V173H211ZM215 171V170H214ZM222 171V170H221ZM220 171V172H221ZM232 171V170H231ZM246 171V170H245ZM248 171H250L249 169H247V173H248ZM252 171V172H253ZM255 171H254V173H255ZM43 172V171H42ZM176 172V173H177ZM178 172V173H179ZM195 172V171H194ZM193 172V173H194ZM213 172V171H212ZM215 172H219L218 170L217 171H215ZM219 172V173H220ZM224 172V171H223ZM223 172H221V173H223ZM234 172H235V170H234ZM259 172V171H258ZM116 173V174H115ZM154 172L152 171V174H153ZM156 173H154V174H156ZM187 173V172H186ZM185 173V174H186ZM195 173V174H196ZM224 173V174H225ZM250 173H251V171H250ZM253 173V174H254ZM38 174V173H37ZM44 174V173H43ZM144 174H147V173H144ZM150 175H151V173H149ZM218 174V173H217ZM230 174V173H229ZM229 174H227L226 176H228ZM249 174V173H248ZM261 174V173H260ZM264 174V173H263ZM39 175V174H38ZM128 175V176H127ZM177 175V174H176ZM184 175V174H183ZM183 175H182V178H184L185 179V177H183ZM216 174H214V172L212 173V175H210L212 178H213V176L214 177H216L215 176ZM219 176H220V174H218ZM218 175H217V177H218ZM231 175V177H232V180L234 181L233 183H235V182H237V178L236 177H242V178H240V179H243V176L245 177V175H243V176H241L240 174L239 175H237V174H230ZM257 175H259V174H257ZM262 175V174H261ZM260 175V176H261ZM51 176V178L53 179V177ZM147 176H148V174H147ZM146 176V177H147ZM152 176V175H151ZM157 175H154V178L156 177ZM186 176V175H185ZM188 176H186V178L188 177ZM194 176H196V175H194ZM201 176V175H200ZM209 176V177H210ZM149 177V176H148ZM153 177V176H152ZM151 177V178H152ZM178 177H179V174H178ZM202 177L203 176H201V179H202ZM211 177H210V179H211ZM220 177H222V176H220ZM230 177V176H229ZM41 178V177H40ZM131 178V177H130ZM177 178V177H176ZM200 178V177H199ZM203 178H205V176L203 177ZM225 178H227V177H225ZM246 178V177H245ZM262 178H264V176L262 177ZM169 179V180H168ZM172 179V180H171ZM183 179V180H184ZM194 179H196V177H194ZM194 179L192 178V180L194 181ZM201 179H199V183H201L200 181H201ZM215 179V178H214ZM42 180V179H41ZM145 180H147L146 178H145ZM151 181L152 180H154V179H150ZM180 180H182L181 179V177H180ZM188 180V179H187ZM187 180H186V182L185 183H187ZM192 180H190L191 182H192ZM198 180V179H197ZM213 180V179H212ZM227 180V179H226ZM228 180H231V179H228ZM224 181V180H222L223 182H230V181ZM54 181V182H55ZM164 181V180H163ZM178 181V178H177V180L175 179L174 180V182L172 183L171 182V188H173L172 186H173V184L174 183H176ZM185 181V180H184ZM239 181V180H238ZM243 181V180H242ZM248 180H247V178H246V182H247ZM44 182H46V181H43V183ZM47 182H49V181H47ZM51 182V181H50ZM181 182V181H180ZM190 182V183H191ZM194 182H196V181H194ZM194 182H193V186L191 187L190 185H192V184H190L189 186L193 189V188H195V186H194ZM202 182H205V181H202ZM179 183V182H178ZM178 183H176V184H178ZM182 183H183V181H182ZM51 184V183H50ZM139 183H137L136 185H138ZM144 184H146L147 185V183H146V181H145V183ZM148 184H149V182H148ZM170 184V183H169ZM176 184H175V186H176ZM209 184V183H208ZM236 184H238V183H236ZM160 185H161V183H160ZM159 185V186H160ZM179 185V184H178ZM187 185V184H186ZM223 185V184H222ZM229 185V184H228ZM45 186V185H44ZM153 186V185H152ZM150 187L151 189L154 187ZM163 186V187H164ZM169 186V185H168ZM188 186V185H187ZM187 186H183L184 188H186ZM188 186V188H190ZM53 187V188H54ZM146 187V186H145ZM144 187V188H145ZM161 188H160V190L162 189V186H160ZM164 187V188H165ZM231 187V186H230ZM144 188H143V190H144ZM155 188V187H154ZM177 188H178V186H177ZM176 188V189H177ZM183 188V190L182 191H185V192H189L190 190H192V189H188V188H186V189H184ZM232 188V187H231ZM41 189H42V187H41ZM45 189V188H44ZM50 189H51V187H50ZM157 189V188H156ZM155 189V190H156ZM189 190V191H186V190ZM237 189H238V187H237ZM43 190V189H42ZM48 190V189H47ZM145 190H147V189H145ZM144 190V191H145ZM178 190H180V189H178ZM198 191V189L197 188H195V190L193 189V192L194 191ZM199 190H201L200 188H199ZM150 191V190H149ZM229 191V190H228ZM115 192H118L117 194H116V197H115ZM146 192V191H145ZM179 192V191H178ZM177 192V193H178ZM181 192V191H180ZM180 192L178 193V195L180 194ZM192 192V191H191ZM44 193V192H43ZM53 193V192H52ZM137 193V194H138ZM150 193V192H149ZM187 193H184V195L185 194H187ZM195 193V192H194ZM199 193V192H198ZM263 193V192H262ZM152 194H153V192H152ZM157 194V195H156ZM219 194V193H218ZM217 194V195H218ZM252 194V193H251ZM251 194H249V195H251ZM147 195V194H146ZM145 195V197H146V199L145 200H149V199H147L148 197ZM167 195H169V194H167ZM177 195V194H176ZM175 195V193H173V195H172V197L171 198H173V196L175 197L176 196ZM210 195V194H209ZM248 195V194H247ZM249 195H248V197H249ZM254 195V194H253ZM29 196V195H28ZM37 196V195H36ZM131 196V197H130ZM187 196H188V194H187ZM191 196V194L189 195V197ZM211 196V195H210ZM213 196V195H212ZM245 196V195H244ZM30 197V196H29ZM157 197V198H158ZM168 197V196H167ZM177 197H180V196H177ZM181 197H184V196H181ZM192 197V196H191ZM201 197H203V195L202 196H200V199H201ZM207 197H208V195H207ZM214 197V196H213ZM212 197V198H213ZM241 197V196H240ZM247 197V196H246ZM133 198V197H132ZM139 198H141L142 200H143V202L141 201V199L140 200H138ZM158 198V199H159ZM171 198H170V200H171ZM186 198V197H185ZM193 198H196V197H194L193 196ZM193 198H191V199H193ZM28 199V198H27ZM26 199V200H27ZM167 199V198H166ZM166 199H164V200H166ZM173 199H175L176 200V198H173ZM178 199V198H177ZM37 200V199H36ZM40 200H41V198H40ZM151 200V199H150ZM150 200H149V203H150ZM168 200V199H167ZM197 200H198V198H197ZM250 200V199H249ZM155 201H156V199H155ZM169 201V200H168ZM176 201H178V200H176ZM175 201V202H176ZM213 201V200H212ZM220 201H222V200H219V202ZM248 201V200H247ZM251 201V200H250ZM34 202H36V201H34ZM39 202V201H38ZM50 202V201H49ZM169 202H171V201H169ZM173 202V201H172ZM187 204H186V203ZM231 205H232V209H233V215L232 216H234V217H232V218H239V216H237L238 214V212H239V207H240V201L238 200V199H236V198H233L231 201ZM26 203H28V202H26ZM165 203V202H164ZM177 203V202H176ZM29 204V203H28ZM28 204H27V206H28ZM39 204H41V203H39ZM54 204V203H53ZM183 204V205H182ZM221 204H222V202H221ZM3 205V204H2ZM37 205H38V203H37ZM163 205V206H162ZM196 205H199V204H196ZM33 206V205H32ZM3 207V206H2ZM5 207V206H4ZM35 207V206H34ZM151 207V204L149 205V208ZM164 207V208H163ZM199 207V206H198ZM1 208V207H0ZM30 208H31V206H30ZM29 208V209H30ZM36 208V207H35ZM133 208H134V211L135 212H132V210H133ZM147 208V207H146ZM145 208V209H146ZM227 208H230V206H228ZM27 209V210H26ZM42 209V208H41ZM47 209V208H46ZM143 209V210H142ZM152 209V208H151ZM202 209V208H201ZM4 210V209H3ZM6 210H4V211H6ZM25 212H29V210H28V208H25V209H23ZM31 210V209H30ZM35 210V209H34ZM52 210V209H51ZM137 210V211H136ZM142 210V211H141ZM149 210V209H148ZM147 210V211H148ZM231 210V209H230ZM43 211V210H42ZM47 211V210H46ZM46 211H44V212H46ZM138 211H140L141 212V214H137L138 213ZM14 212V211H13ZM32 212V211H31ZM30 212V213H31ZM8 213V211L6 212V214ZM12 213V212H11ZM29 213V214H30ZM34 213V212H33ZM48 213V212H47ZM50 213H51V211H50ZM148 213H149V215H148ZM232 213V212H231ZM9 214V213H8ZM22 214H24L23 213V211H22ZM27 215V214H26ZM243 215V214H242ZM6 216H8V215H6ZM11 217L10 218H7V220L8 219H10V221L11 220H13V218H14V214H12V215H10ZM24 216V215H23ZM31 216V217H32ZM47 216V217H46ZM175 216H178L179 217V222L178 221H176V223H174V219H177L178 220V218H176ZM237 216V217H236ZM3 217V216H2ZM4 217H5V215H4ZM19 217H21V216H19ZM18 217V218H19ZM25 217V216H24ZM31 217H30V219H31ZM230 217V220L232 219ZM16 218V217H15ZM14 218V219H15ZM33 218V219H34ZM251 218V217H250ZM27 219V218H26ZM203 221H202V220ZM229 218H227L226 219V221L228 220ZM6 220V223L8 222ZM15 220H17V219H15ZM14 220V221H15ZM28 220V219H27ZM197 220H201L200 222L198 221V222H196ZM204 220H205V222H204ZM222 220V219H221ZM224 221H225V219H223ZM18 221H19V219H18ZM21 221V220H20ZM173 221V222H172ZM229 221V220H228ZM232 221V220H231ZM234 221V220H233ZM232 221V222H233ZM211 223H212V220L210 221ZM208 223V225H207V227H209V229L211 230V228H212V226L213 225H215V227H216V223H215V221L213 220V225L212 226H210V224L211 223ZM10 223V222H9ZM12 223V222H11ZM34 223V224H35ZM200 223H202V224H200ZM237 223V222H236ZM239 223H241V222H239ZM19 224H21V223H19ZM31 224V223H30ZM134 224V225H133ZM198 224H200L199 225V227H198ZM235 224V223H234ZM234 224H231V225H234ZM238 224V223H237ZM3 225V224H2ZM2 225H1V227H2ZM9 225V224H8ZM193 225V224H192ZM9 226H12V225H9ZM9 226H3L5 229H6V232L8 233V229L10 228ZM18 226V225H17ZM21 226V225H20ZM32 226H34V225H32ZM206 226V225H205ZM226 226V225H225ZM235 226V225H234ZM238 226V225H237ZM236 226V227H237ZM16 227V226H15ZM214 227V226H213ZM226 227H230L229 225L228 226H226ZM236 227L235 228H232V226L230 227V229L229 230H233V229H236ZM4 228H3V230H4ZM33 228V227H32ZM36 228V227H35ZM45 228V227H44ZM49 228V227H48ZM206 228V227H205ZM232 228V229H231ZM14 229V228H13ZM37 229V228H36ZM188 229V230H187ZM216 229V230H217ZM225 229H227V228H225ZM15 230V229H14ZM14 230H12V231H14ZM17 230V229H16ZM31 230V229H30ZM32 230H34V229H32ZM44 230V229H43ZM48 230V229H47ZM50 230V229H49ZM200 230V229H199ZM204 229H202V231H203ZM205 230H207V228L205 229ZM213 230V229H212ZM215 230V229H214ZM10 231V230H9ZM12 231H10L11 233H13ZM24 231V230H23ZM39 231V230H38ZM42 231V230H41ZM45 231V230H44ZM44 231H42V232H44ZM197 231V230H196ZM208 231V230H207ZM206 231V232H207ZM236 231H237V229H236ZM2 232V231H1ZM5 232V233H6ZM26 232V231H25ZM28 232V231H27ZM3 233H4V231H3ZM17 233V232H16ZM16 233L14 232V234H15V236H16ZM29 233H30V231H29ZM29 233H28V236H29ZM35 233V232H34ZM41 233V232H40ZM50 233V232H49ZM202 233V232H201ZM210 233V232H209ZM222 233V234H221ZM225 233V234H224ZM234 233V232H233ZM22 234V233H21ZM37 234V233H36ZM227 234H229V236H227ZM237 234V233H236ZM6 235V234H5ZM10 235V234H9ZM31 235V234H30ZM40 235V234H39ZM38 235V236H39ZM46 235H47V233H46ZM221 235H224V236H222L221 237ZM227 237H226V236ZM14 236V235H13ZM24 236V235H23ZM22 236V237H23ZM37 236V235H36ZM35 236V237H36ZM48 236V235H47ZM230 236V237H231ZM235 236H237V235H235ZM239 236V235H238ZM237 236V237H238ZM19 237V236H18ZM53 237V236H52ZM221 237V238H220ZM233 237V236H232ZM8 238V237H7ZM9 238H11V236H9ZM24 238V237H23ZM29 238V237H28ZM34 238V237H33ZM238 238H240V237H238ZM14 239V238H13ZM21 239V238H20ZM32 239V238H31ZM41 239V238H40ZM213 239V238H212ZM220 239H223L222 241L220 240ZM230 239V238H229ZM3 240V239H2ZM1 240V241H2ZM9 240V239H8ZM12 240V239H11ZM23 239H21L20 240V242L22 241ZM221 241V243H223V245L221 244V243H218L219 241ZM14 241H15V239H14ZM32 241H33V239H32ZM31 241V242H32ZM228 241V240H227ZM4 242V241H3ZM36 243L37 242H40V241H35ZM49 242V241H48ZM28 243V242H27ZM34 243V242H33ZM218 243V244H217ZM3 244V243H2ZM7 244V243H6ZM40 244V243H39ZM42 244V243H41ZM50 244V243H49ZM221 244V247H223L222 249H221V247H219L218 245H220ZM19 245V244H18ZM18 245H17V243L15 244L13 241H9V243L6 245V249H5V246H3L4 247V250L5 251H3L4 253H6V254H8L10 257L8 258L9 260H10V262L11 261H14V263H15V261H16V259L18 258L17 256V258H15V256L13 255V253H14V249H15V247L17 246L18 247ZM36 245V244H35ZM2 246V245H1ZM37 246V245H36ZM47 246V245H46ZM54 246V247H55ZM28 247V246H27ZM33 247V246H32ZM38 247V246H37ZM44 248V247H43ZM46 248V247H45ZM23 249V248H22ZM30 249V248H29ZM35 249V248H34ZM47 249V248H46ZM52 249V248H51ZM225 249V250H226ZM3 249H1L0 251H2ZM27 250V249H26ZM36 250V249H35ZM49 250H50V247H49ZM222 250H223V252H222ZM17 251V250H16ZM37 251V250H36ZM53 251V250H52ZM238 251V252H237ZM22 252V251H21ZM42 252V251H41ZM48 252V251H47ZM227 252H226V254H227ZM229 252V253H230ZM27 253V252H26ZM30 253H31V251H30ZM49 253V252H48ZM69 253H72V255H69ZM42 254H43V252H42ZM55 254V253H54ZM53 254V255H54ZM232 254H229V255H231V257L233 258L234 257V255L232 256ZM239 254V253H238ZM237 254V255H238ZM1 255V254H0ZM5 255V254H4ZM24 255V254H23ZM22 255V256H23ZM28 255V254H27ZM32 255V254H31ZM30 255V256H31ZM35 255H36V253H35ZM224 255V256H223ZM228 255V257H230ZM2 256V255H1ZM7 256V255H6ZM39 256H41V255H39ZM38 256V257H39ZM236 256V255H235ZM33 257H35V256H33ZM37 257V258H38ZM44 257V256H43ZM51 257V256H50ZM227 257V256H226ZM237 257V256H236ZM238 257H239V255H238ZM237 257V258H238ZM4 258V257H3ZM3 258H1V259H3ZM6 258V259H7ZM19 258H20V254H19ZM18 258V259H19ZM26 258V257H25ZM24 258V261L22 262V263H20L18 260L16 261V262H19V264H27V263H29L30 262V260L29 261H27L28 260V258H30V257H28L27 259H25ZM32 258V257H31ZM232 258H229V259H232ZM237 258H235V259H237ZM5 259V258H4ZM40 259V258H39ZM42 259V258H41ZM234 259V258H233ZM229 260V261H234V262H232V264H235V259L234 260ZM242 259V258H241ZM37 260V259H36ZM239 260H240V258H239ZM237 261L238 262V264H240V261ZM39 261V260H38ZM9 262V261H8ZM34 262V261H33ZM41 262H42V260H41ZM236 262V263H237ZM31 263V262H30ZM40 263V262H39ZM38 262H37V264H39ZM250 263V262H249ZM34 264H36V263H34ZM41 264V263H40ZM46 264V263H45ZM49 264V263H48ZM230 264V263H229ZM246 264V263H245ZM248 264V263H247Z\"/></svg>",
  "mask_w": 264,
  "mask_h": 264
},
{
  "label": "rangeland",
  "instance_id": "rangeland-1",
  "mask_svg": "<svg viewBox=\"0 0 264 264\" xmlns=\"http://www.w3.org/2000/svg\"><path fill=\"white\" fill-rule=\"evenodd\" d=\"M10 0H6L4 3H6V6H5V4L3 5L4 6V8H2L1 10H0V12L2 13H0V19L2 18V20H0V27H1V29H0V45L1 46H3L0 50H4V51H0V61L1 60H3V64H1V66H0V81H2V83L4 84V83H8V87H3V85H1V82H0V86H1V88L3 87V91H2V89H0V93H1V97H0V101H3V103H9V104H15V105H18L19 107H22V106H28V108L29 107H33V109H35V110H37V111H39L40 110V108H41V105L42 104H45L47 101H48V104L49 103H52V100H53V98L51 97V94H45V92L46 93H49L48 91V89H55V88H57V87H59L58 89H60V87L62 86V87H67V88H72V87H74V85H76L77 83H78V80H80V79H82L81 80V82H79L80 84H77V86L76 87H74L73 89H79V90H81V91H79L80 93L81 92H85V91H87L88 89H90V88H93V89H97L96 91H95V94H94V98H96L97 96H101V97H97V102H98V100H100V99H102V100H100L102 103L100 104V102H98L97 104H95L96 106H98L99 104H100V106L102 105V106H105L107 103H108V105H111V111L109 110L108 112H106L107 113V116H109L108 117V120L107 121H103V120H98L97 121V129H98V131H99V133L100 134H103V130H104V132L106 133L107 131H109L111 134H112V136H113V140H112V143H114V141H115V143H114V145H116V146H118L117 144L118 143H120V142H124L125 144L126 143H128V145H129V143H130V147L132 146L131 144H133V142H135L134 144H133V146H132V151L134 150V145H136L137 146V143H138V141L140 142V144H142L143 145V141H150V139H152V138H154V139H157L156 137V134L158 135V139L157 140H152V141H148L149 143H147V142H145L144 144H149V146L150 145H157V143L158 144H160V145H157V147L158 146H163V144H164V146H165V144H166V148H164V146L160 149V148H157L156 149V147L154 148V149H152L151 147L150 148H147L146 149V152L144 153V151H145V149H144V147L142 146V148H136L135 147V150L133 151V152H129V151H131V150H129L130 149V147L129 146H127V144L125 145V144H119V145H122L121 147L119 146V148L117 147L116 149L117 150H119L120 148H125V146H127L126 148H128L129 147V149H127L128 150V152L131 154L130 156L131 157H129V159H130V162H131V170H128V171H130L129 173H130V175L128 176L129 177V180H131V182H130V185H131V189H130V191H129V194L133 197H131V200H133V199H137L138 198V196H140L141 198H142V194H144V193H146L145 195L148 197L147 199H151L150 200V203H149V200L147 201V200H145L146 199V197H145V195H144V197L143 198H145L144 199V201L145 202H143V198L141 199V198H139L138 200H140L141 199V201L145 204V205H147V206H145L143 209H144V211H145V213L143 212L142 214H141V212L140 211H138V215L139 214H141V217H142V215L143 216H145V215H147L146 214V212H151L152 210H155V208H153V205L154 204H152V201H153V198L155 197L154 196V194L159 190V192H157V194L159 195V193L160 194H163L162 192L163 191H165L167 188L166 187H168V189H169V192L167 193V191H168V189L164 192V193H167V194H169V195H167V194H163V195H165L164 197H166L169 201H171V202H169L166 198H163L162 200L165 202H163V205H165V204H169V203H171V204H174V205H179V206H181V204H179V203H183L184 204V201H186V200H184V199H187L188 201H187V203H189V205H190V213L192 214V215H197V214H201V212L202 211H205V210H210V212H218V214L219 213H221L220 214V216L218 215L217 217H219V220H218V218L217 219H211L212 220V223L210 222V221H206L205 222V220H204V222L205 223H203L204 225H200V224H202V223H200V224H198V227H199V225L201 226V227H199V228H197V227H195L196 225H194L195 224V221H193L192 222V224L188 227V229H189V232H197V233H200V234H209V236L211 237V240H209V241H213V240H215L216 242H217V238L216 239H214V237H212L214 234H216V233H218L217 231H219V227H220V229H223V232H228L229 234L230 233H232L233 235V237L231 236V234H230V236H229V234H227V236H229V237H227L226 235V237H227V239L225 238L224 240L223 239H220L221 241L223 240V242H224V245H223V243H221V241H219L218 243H221L224 247H225V245L226 244H229L230 243V241H232V240H236L237 242H238V240H240L241 241V243H242V241H243V244H240L241 245V249L239 248V257H238V255L237 254H235V252H233V254L230 252H227V250H229V249H231V247H229V249H226V247H227V245H226V247H225V249L223 248V247H221V244L220 245H218L219 247H221V249L223 248L224 249V252H223V250H222V252L224 253V255H225V257H224V259L223 260H225L224 262H226L227 261V259H228V262L230 263V264H232V262H234V261H229V260H232L233 258L235 259V258H237V259H235V261L237 262L238 260H239V258H240V264H264V178H262L263 176H264V171L262 172L261 170H260V167L261 166H259V165H261V163H260V161L261 160H263L264 161V159H261L260 160V158H259V156L262 158H264V153H263V155H260L259 153H261L262 154V152H264V143L262 142V146L260 147V142H257V141H261L260 139H264V137H261V136H264V135H261L262 133H263V131H264V126H262V125H264V123L262 124V119H260L259 117H257V116H255V104H253V102H251L250 103V105L247 107H245L244 109H243V112H242V115H244V117L245 116H247V117H241V119L243 118L244 119V121H243V123H242V125L240 126V122L243 120H241L240 122H239V126H240V129L239 128H236V130L238 131V130H240V131H243L244 129H245V131H243V132H245V133H247V131L249 130V128H248V126H249V123H247V122H252V117H253V119H255V117H257L256 118V121H258L256 124L257 125H261L262 126V128L260 127V126H258V127H255L256 126V124H253V123H255L254 121L252 122V125L254 126V130H249L250 132H252V133H256L257 131L259 132H257L254 136L255 137H257V135L258 134H260V135H258V136H260L261 138H259V137H257V138H255V137H253V136H250V133L248 134V137L246 136L247 134H245V136H243V134H241V132L240 131H238L237 133H236V130H235V133H233V135L235 134V136H232L231 137V139H229V143L231 142L230 140H232V144L230 145L231 146V148L230 147H228V145L226 146V145H222L220 148L219 147H217V149H213L214 151L216 150L217 151V153H219V152H222L221 153V155L222 154H224L225 155V159H223L222 158V156H220V157H218V155H217V158H219V159H217L216 158V154L215 153H213V152H211V150L212 149H210V154H215L214 156H213V158H212V156H210V158L209 157H207V156H209L210 154L209 153H205V156H206V158H209L210 159V161L209 162H213V160H214V157L218 160H215V161H217L218 163H212L213 164V166L214 167H216V168H214L210 163H209V167L208 166H206V164L204 165V163H203V165H202V163H197V165H198V167H197V169H199L202 173L204 172V169H205V172H209L210 171V169L212 168V171L214 172V174H216L215 176L216 177H214L213 176V178L210 176V175H212V171H211V173H210V177H211V179H210V177L209 176H206V175H208V174H204V175H202V174H199V176L197 175V173H200V171L198 170V172L196 171V170H193L192 169V167H191V165H190V167H191V169L193 170V172L191 173V170L189 171V169H188V171L190 172V175L191 174H193V176L191 175V177L194 179V177H196V179H194V181H196V182H194L193 180H192V178L191 179H189L190 177L188 176V171H187V169L186 170H184L185 169V166H183V165H181L182 163H185V162H182L181 163V161H183V159H184V161L186 160V161H188V162H190V160L192 161V158H190V157H192L190 154H192L193 155V150H191V152L192 153H190V149H192V148H190V147H192L191 146V144H189V143H187L188 141L190 142V139L189 138H194L195 136H197V135H191L192 133H194V134H196V132H194L195 131V128L196 127H193V125L195 124V123H200V125L202 124L201 123V121L202 120H204V118H211V117H213V119H218V118H221V117H223V116H225L227 113H228V110H227V108L225 109V107L226 106H224V104H221V103H218V102H220V101H218L217 103L216 102H212V103H208V104H204V105H202V106H200V108H199V106H185V109L186 110H190L191 112H193V114H188V111H186L185 112V109H184V111H183V109H182V107H184V105L182 104V103H179L178 105L180 106L179 107V109H182V110H180L179 111V109L178 108H175V109H178V111H179V113L177 112V110H176V112L178 113H175V109H173V110H171L172 108H174V107H171V105L169 106V104H171V102L173 101V97L172 98H166L165 96H163V97H159V98H157L156 97V99H155V97H154V99L155 100H160L159 101V104L157 103V104H155L156 103V101L153 99V98H151V97H153L154 95H153V90L152 89H150V88H148L147 87V82H148V80L150 79V77H147L146 76V72L148 73V71H150V69L148 68L149 66L152 68V65H153V63H154V60H153V56H150V57H148V54L150 55H154V57H157V54L155 53V51H152L153 49H152V47L149 45L148 47H146V48H139L138 49V46H137V44H135V46L137 47V50H140V52H142V53H145V51H146V49H147V53H145V55L143 54V55H138L137 53H134V54H132L131 56H125V58L127 59V60H125L124 58V60L122 59V61H121V58H120V53H117L116 52V47H115V44H116V42H115V40L113 41V39H116L119 35H118V33L116 34V29L115 28H117V27H115V26H112V28H111V26H109V25H106L107 24V19L105 20L104 19V17H109V15L111 14V13H109V11H108V9L107 8H103V7H101V6H99V7H95V9H96V11H98V14H100V15H102L101 16V18L103 17V15H104V13H105V16L102 18V20H99V22H98V24H102V22L103 23H105V24H103V25H101L100 26V28H96V29H102V30H106V31H108V33L109 32H111V30L112 31H114L113 33L111 32V34H109V36H107V35H105V34H107V32L106 31H103V32H99L98 30H96V29H93V32H91L92 31V28H94V27H92V28H88V26L87 25H85V22L83 21V19L84 20H87L90 16V21H92L93 19H94V16L92 17V14L93 13H91V12H89V10L87 11H85L87 14L89 13V15L90 16H88V18L86 19V17L84 18V16H87V14H85V13H82L81 11H78V12H76L77 14L78 13H80V16H78V15H76L75 17L73 16V17H71V16H69V15H64L59 21H61L62 19H65L66 20V18H67V20H66V23H62L61 24V22H59L58 23V21L56 22V23H53L52 25H50V26H47L46 24H45V15L47 16V14H42V15H40V12L42 11V13H46V12H48V10L51 8V6L52 5H47L46 4V0L44 1L45 2V4H43V9L42 8H40V4L42 5V1L43 0H38V1H40L41 3L39 4V2L37 3V0H29V1H31V3L33 2L34 4H38L37 6L39 7V9L37 8V6H32V5H27L26 6V4H25V1L23 0V3L22 2H18L17 3V1L18 0H11V2H12V4L9 2ZM48 1V0H47ZM53 1L55 2H57L58 0H49V2L51 3L52 2V4H55V3H53ZM8 2V3H7ZM32 3V4H33ZM25 4V5H24ZM24 5V6H23ZM58 4L56 3V6H57ZM46 6V7H45ZM48 6H49V8H48ZM115 7L117 6V5H114ZM31 7L32 8H34V9H31ZM18 9L17 11H15L14 9ZM116 8L119 10H116ZM115 9H114V13L113 14H111L110 16H118V17H124V15L123 16H120L119 14L122 12V11H120L121 10V8L119 7V6H117ZM11 9V10H10ZM22 9V10H21ZM31 9V10H30ZM41 9V11L39 12L38 10H40ZM101 9V10H100ZM102 9H104V10H107V11H104L103 12V10ZM26 10H28L29 12L27 13V11ZM34 10H37V12H39V13H36ZM45 10H47V11H45ZM85 10V8H83L82 9V11H84ZM15 13H14V12ZM19 11H21V12H25L24 14H22L21 12H19ZM31 11H33L32 13H36V14H38V16L37 15H34V14H32V13H30ZM100 11V12H99ZM103 12V14H102V12ZM116 11V12H115ZM118 11V12H117ZM9 13V14H8ZM14 13V14H13ZM28 15H27V14ZM91 13V14H90ZM107 13V14H106ZM116 13H119V14H117V15H115ZM123 13V12H122ZM122 13H121V15H122ZM31 14H32V16H33V20H32V17H31ZM84 14V15H83ZM14 15V16H13ZM21 16V18L23 17H26L27 16V18L28 19H23L22 21L21 20H19L20 19V16ZM30 15V16H29ZM75 15V14H74ZM34 16H37V18H34ZM67 16H69V17H67ZM78 16V17H77ZM13 17H14V19H13ZM16 17H19V19L18 18H16ZM82 17V18H81ZM117 17V18H118ZM4 18V19H3ZM7 18V19H6ZM31 20H30V19ZM41 18V19H40ZM70 18V19H69ZM75 20V19H79V20H73V19ZM100 18V19H101ZM37 19V20H36ZM42 20L43 22H44V24H40L39 23V21L40 20ZM82 19V23H80V24H82V26H76V24L74 23V22H77V24H79V22H81L80 20ZM14 20H19L18 22H16V21H14ZM39 20V21H38ZM69 20H70V22H69ZM73 20V21H72ZM95 20V19H94ZM7 21H9L8 23H7ZM21 21V22H20ZM26 21H28V22H26ZM30 21V22H29ZM33 21V24L31 23ZM40 24V26L39 27H42L43 28V30H42V28L40 29L38 26H35V28H37V29H35L34 28V25H36V23L37 22ZM63 21V20H62ZM88 21V20H87ZM87 21H86V23H87ZM14 22H16L15 24H14ZM41 22V21H40ZM42 22V23H43ZM65 22V21H64ZM74 24H73V23ZM84 22V23H83ZM21 23V24H20ZM29 23H31V24H29ZM37 23V24H38ZM58 23V24H57ZM68 23V24H67ZM69 23H70V25H69ZM14 24V25H13ZM18 24H19V27H20V29H22L21 31L22 32H24V33H22L21 31H20V29L19 30H17L20 34H18V32L17 31H14V32H11V29L12 30H15V28H18ZM38 24V25H39ZM66 24V25H65ZM74 26H73V25ZM2 25V26H1ZM17 25V26H16ZM23 25V26H22ZM30 25V26H29ZM31 25H32V27L33 28H30L31 27ZM47 26L46 28H47V30H46V28H45V26ZM60 25V26H59ZM83 25H84V27L86 28V29H84L83 28ZM6 26H7V28H6ZM11 26V27H10ZM16 26V27H15ZM25 26L27 27V26H29L27 29L25 28ZM52 26H53V28H52ZM61 26H63L64 28L66 27V29H64L63 27H61ZM87 26V27H86ZM2 27H4L3 29H2ZM55 27V28H54ZM101 27H103V28H101ZM14 28V29H13ZM69 30H68V29ZM70 28H75V30L76 31H74L76 34L74 35V33H72L73 32V30L71 31L70 30ZM82 30V33L80 34V33H78L77 32V30ZM82 28V29H81ZM87 28H88V30H89V32H88V30H87ZM106 28V29H105ZM7 29H9L8 30V32L6 31ZM44 29L46 30V31H44ZM56 29L58 30V32L56 31ZM61 29V30H60ZM62 29H64V30H66V32H68L69 31V33H64L65 31H63ZM113 29H115V30H113ZM23 30H25L26 32H27V30H28V32L29 33H27L28 35H31L30 36V38H29V36H26L27 34H26V32L25 31H23ZM31 30H33V31H31ZM40 30H42L41 32H42V36H41V32H40V34H39V32L38 31H40ZM52 30V31H51ZM60 30V31H59ZM68 30V31H67ZM84 30H86L87 31V34L89 35H87L86 34V31H84ZM131 30L133 31V32H135V33H137L139 30L141 31V29L139 28V27H136V26H134V27H132L131 28ZM47 31L49 32V31H51V32H49V33H47ZM55 32V33H53L52 35H51V33L52 32ZM70 31H71V33L73 34H70ZM219 31L223 34V35H225V33H226V35H228V34H230L231 35V30L229 29V27L228 26H222L220 29H219ZM3 32V33H2ZM7 32V33H6ZM37 32V33H36ZM43 32H45L44 34H43ZM59 32L61 33H63V37L61 36L62 35V33L61 34H59ZM86 34H84V33ZM98 32V33H97ZM106 32V33H105ZM259 32H261V30H259ZM2 33V34H1ZM11 33V34H10ZM15 33H17L16 35H15ZM31 33V34H30ZM57 33V34H56ZM78 33V34H77ZM94 33V35L96 36H94V37H91L92 39H94V42L96 41V42H98V41H100V42H98V43H94L95 45H93V44H91L92 42H93V40L91 41V38H90V36H93V35H91V34H93ZM96 33L97 34H99V37L96 35ZM102 33V34H101ZM105 33V34H104ZM228 33V34H227ZM262 33V32H261ZM264 33V32H263ZM10 35V37L11 38H9L8 36ZM13 34V36H11ZM25 34V35H24ZM39 35V39L40 40H42L43 38H44V41L42 40L41 42H40V40L38 39V35ZM55 34V35H54ZM84 35V39L83 38H81V39H79L81 36H79V35ZM101 34V35H100ZM104 34V35H103ZM112 34L114 35H116V37L115 36H113L112 37ZM3 37H2V36ZM7 36V39L5 40V36ZM32 35L34 36V35H36L37 37H35V39H34V37H32ZM44 35V36H43ZM57 35V36H56ZM67 35V36H66ZM82 35V36H83ZM223 35H220V34H218V35H216V36H210V35H207L206 37H205V39H206V42H204V41H202V40H200V41H197L195 44H193L194 46H195V50H196V52H197V54L199 55V56H204L205 55V52H222L223 53V55L225 56V57H227L228 55H227V52H225V50H217V48H216V46H214L215 44H213V43H211L210 42V40L212 39V40H216V41H218V42H220V43H222V44H224V42H225V44L224 45H230L229 44V39H227V37L226 38H223V37H225V36H223ZM263 35V34H262ZM47 36V37H46ZM62 38H61V37ZM79 36V37H78ZM101 36H102V38L104 39H102L101 38ZM106 37H108L106 40H105V38ZM120 36H121V38L123 37V35L120 33ZM119 36V37H120ZM232 36V35H231ZM251 36H254V35H251ZM5 37V38H4ZM23 37V38H22ZM27 39H26V38ZM33 38V40H31L32 38ZM71 37V38H70ZM78 37V38H77ZM90 39H89V38ZM255 37V38H254ZM254 37H250L249 38V41H250V43H249V46H250V48L251 49H253L254 51L256 50V48L258 47H260L259 49L260 50H262V52L261 51H259V49L258 50H256L253 54H247V52H244L243 54H244V58H247V59H249V57L248 56H250V57H254V59L252 58H250L249 59V63H250V67L251 68H253L254 70H255V63H252L253 61H260L261 62V64L263 65L264 64V56H263V59H262V54L264 55V51H263V49H264V47L262 46V45H260L259 44V46H258V44H256V43H259L260 41V39L259 40H257L258 39V37L256 38V36H254ZM19 38V39H18ZM55 40H54V39ZM61 39V41L63 40L64 42L63 43H66L67 42V39L69 40V38H70V40H78L79 42H84V43H86V44H88V46L87 47H85V44H84V47L85 48H88L90 45H89V41L91 42L90 44H91V46H90V48L91 49H87V50H84L85 48H81L83 45H81L82 44V42L81 43H77L76 41L75 42H73V41H68L69 43H67V44H62V42L60 41V39ZM89 39V41H88V39ZM96 38H97V40H96ZM100 40H99V39ZM109 38H111L112 39V43L113 44H107V43H110L111 42V40L109 39ZM136 38V37H135ZM18 39V40H17ZM39 40L37 43H36V41L37 40ZM52 39V41L54 40L55 42H54V45H53V42H51L50 40ZM59 40V42H58V40ZM123 39V38H122ZM210 39V40H209ZM2 40H3V42H4V45H3V42H2ZM15 40H17V42L15 43ZM28 40V41H27ZM86 42H85V41ZM101 40H103V42L101 41ZM109 40H110V42H109ZM207 40H209L208 42H207ZM7 41H8V43H7ZM25 42V44L23 43H21V42ZM46 41H48V42H46ZM57 41V42H56ZM88 41V42H87ZM216 41H212V42H216ZM227 41H228V43H227ZM257 41V42H256ZM12 42H14L13 44H12ZM29 42V43H28ZM45 42V44L43 45V43ZM50 42L52 43L51 45H50ZM73 42V44H71ZM211 44H210V43ZM255 42V44H256V46L253 44ZM10 43H11V45H10ZM198 43V44H197ZM204 43H206L205 45H204ZM261 43V42H260ZM35 44H36V46H35ZM42 46H41V45ZM48 44V45H47ZM57 44V45H56ZM61 44V45H60ZM69 44H71V45H69ZM75 44H78L77 45V47H75L76 45ZM100 44V45H99ZM102 44V45H101ZM202 45V46H199L198 47V45ZM208 44V45H207ZM6 45H9V46H6ZM22 46V47H20V46ZM25 45V47H23ZM51 47H50V46ZM60 45V46H59ZM66 45V46H65ZM68 45V46H67ZM80 45H81V47H80ZM104 45V46H103ZM107 45V46H106ZM114 45V46H113ZM209 45H213L214 47H210ZM0 46V47H1ZM6 46V47H5ZM31 47V48H29V49H27L28 47ZM37 48V50H34L35 49V47ZM39 48H38V47ZM53 46V47H52ZM59 46V47H58ZM64 46L65 47H67V49H65L64 48ZM72 46H74V48H76V50H78V47H79V50L78 51H76L75 49H74V51L73 52H76V55H78L79 54V52H80V50L83 52V54H82V52H81V54H80V56L78 55V56H76L75 54H73V52H72V50L70 49L69 51H68V49L70 48V47H72ZM209 48H208V47ZM34 49H33V48ZM44 47V48H43ZM61 47V49L62 50H60V49H58V48H60ZM115 47V48H114ZM11 48V49H10ZM44 50H43V49ZM50 48L52 49V48H55L54 50L56 51V48L58 49L57 50V52H55V54H53V51L54 50H50ZM64 48V49H63ZM98 48V49H97ZM99 48H101V49H99ZM103 48H104V50L105 51H103ZM106 48V49H105ZM112 48V49H111ZM148 48H149V50H148ZM203 48H205V50L206 49H211V50H206V51H204L203 52ZM34 50L35 52L33 53L32 51H30V50ZM40 49V50H39ZM73 49V48H72ZM95 50L94 52H96L95 54H94V52H92L93 50ZM151 49V50H150ZM224 49V48H223ZM9 50H11L10 51V53H6V52H9ZM24 50V51H23ZM27 50H29L28 52H27ZM38 50L40 51L39 53H38ZM84 50V51H83ZM92 50V51H91ZM103 52H102V51ZM12 51L17 55V53H21V51H23V52H25V54L26 53H28V54H26L27 56H29V58H23L22 56L24 55L23 54V52L21 53L22 55H19L18 57L17 56H14V58H13V60L15 61V63H14V61H12V57H13V55H15V54H13L12 53ZM36 51H37V53L38 54H36ZM44 51V52H43ZM51 52L53 55H50V53H47V52ZM60 51V52H59ZM63 51H65L64 53H62ZM113 51V52H112ZM115 51V52H114ZM149 51H151L150 53H149ZM200 51H202V52H200ZM17 52V53H16ZM42 52V53H41ZM69 53V55L71 56V54L70 53H72L73 55H72V61H75V59L73 58V56L76 58V63H74V62H72L71 63V57L69 58V59H67L66 58V60H64L62 57H61V55L62 56H64L66 53ZM85 52H86V54L87 55H85ZM110 52H112V54H111V56L109 55V53ZM199 52V53H198ZM261 52V57H260V53ZM6 53V54H5ZM32 53V54H31ZM41 53V54H40ZM44 53V54H43ZM59 53H61V55H59ZM67 53V54H68ZM91 53H93V54H91ZM114 53V54H113ZM115 53H117V54H115ZM154 53V54H153ZM200 53H201V55H200ZM203 53V54H202ZM36 54V55H35ZM48 54H49V56H48ZM66 54V56L67 57H69L68 55ZM89 54H91V55H89ZM101 54V55H100ZM155 54H156V56H155ZM242 54V55H243ZM256 54V55H255ZM259 55V58H258V55ZM25 55V56H26ZM57 56V57H55V56ZM82 55V56H81ZM96 55H99L98 57H96L95 58V56ZM102 55H108V57L109 58H107L106 56H104V57H106L105 59L104 58H101V57H103ZM246 55H248V56H246ZM255 55V56H254ZM10 56H12L11 58H10ZM26 56V57H27ZM39 56V57H38ZM40 56L42 57V60H39V59H41L40 58ZM47 56V58L48 59H46L45 57ZM54 56V57H53ZM66 56H64V57H66ZM139 56H142V58H141V60H138V59H136V58H138ZM246 56V57H245ZM8 57H9V59L11 60H8ZM16 57V58H15ZM37 58V60L35 59H32V61H30L31 60V58ZM53 57V58H52ZM78 57H80V59L78 58ZM92 59H91V58ZM121 57H123V56H121ZM134 57V58H133ZM143 57H144V60H146V61H144L143 60ZM22 59V61H20L21 59ZM53 60H52V59ZM57 58V59H56ZM60 58L61 59H63V60H60ZM85 58H87V59H85ZM88 58L89 59H91V60H88ZM94 58V59H93ZM98 58V59H97ZM101 58V59H100ZM139 58V59H140ZM243 58V57H242ZM244 58H243V62L246 64H249L248 63V61H247V59H245L244 60ZM16 59V60H15ZM45 59V60H44ZM85 59V60H84ZM104 59V60H103ZM260 59V60H259ZM45 62H44V61ZM48 60V61H47ZM70 60V63H68V61ZM77 60H78V62H77ZM95 60V61H94ZM101 61L102 60V62H100L99 63V61ZM133 60V61H132ZM143 60V62L144 63H141V61ZM30 61V62H29ZM37 61H39L38 63H37ZM51 61V62H50ZM57 63L56 65H55V63ZM60 61V62H59ZM63 61V62H62ZM65 61V62H64ZM85 61H88V62H85ZM92 61V62H91ZM108 61V63H106ZM110 61H113V63L112 62H110ZM114 61H118L117 62V64H119V67H121L122 69L121 70H118L119 68H116L118 65H115V63H114ZM153 61V62H152ZM245 61H247V62H245ZM22 62V63H21ZM28 62H29V64H28ZM85 62V63H84ZM97 62V63H96ZM124 62V63H123ZM129 62V63H128ZM151 64H150V63ZM2 63V62H1ZM9 63V65H11V66H8L7 64ZM18 63V64H17ZM26 63V64H25ZM41 63H43L42 64V66H40V64ZM50 64V66L48 67L47 66V64ZM52 63H54V65H52ZM58 63H60V65L59 66H61L63 63H65L64 65H62L61 66V68H59L58 67ZM62 63V64H61ZM67 63H68V65H67ZM84 64V65H82V64ZM99 63V64H98ZM102 63H103V65L106 63V65H108L107 66V68L106 67H104L103 65H102ZM114 64V65H112V64ZM121 63L122 64H124V65H122L121 66ZM44 64H46V65H44ZM78 64V65H77ZM90 64H96V65H94V66H96V68H97V66L100 68L101 67V69H97V70H102V71H99L100 73H96V69L93 67V65H90ZM98 64V65H97ZM127 64V65H126ZM130 64V65H129ZM148 64H149V66H148ZM251 64H252V66H251ZM14 65H16V66H14ZM26 65H28V66H26ZM71 65V66H70ZM77 65V67L78 66H80V65H82V67H81V70H80V68L78 67V69H77V67H76V73H75V70L73 71V68L75 69V67L74 66H76ZM89 65V67L88 68H90L89 70L90 71H88V69H87V66ZM100 65V66H99ZM109 65H111V66H109ZM146 65V66H145ZM18 66V67H17ZM25 67V70H27V71H30V72H25L24 71V67ZM49 68V70L47 69V67ZM66 67V68H68L69 69V67H70V69H72L71 70V73H73V74H71L69 71H70V69L68 70V72L69 73H67L66 71H65V69L66 68H64V70H62V68L63 67ZM85 66V67H84ZM91 66V67H90ZM112 66H116L115 68L114 67H112ZM137 66V67H136ZM23 67V68H22ZM31 67V68H30ZM42 68V70H37L38 68ZM46 67V68H45ZM53 67V68H52ZM54 67H58L57 69H55L54 70ZM109 67H111V68H109ZM29 68H30V70H29ZM36 70H35V69ZM45 68V69H44ZM50 68H52V69H50ZM85 68H86V71L88 72V75H90L89 77H90V79L89 78H87V79H89V81H85L86 80V78H84L83 79V72H86L85 71ZM92 68H93V70H92ZM126 68H128V69H132V70H130V72H131V74L129 73V70L127 71L126 70ZM134 68V69H133ZM12 69H13V72H12ZM21 69V70H20ZM31 69H33V70H31ZM60 69V70H59ZM109 69V70H108ZM143 69V70H142ZM19 70V71H18ZM24 71L25 72V74L24 75H22V73H24V72H20V71ZM48 70V71H47ZM57 70V73L55 72L54 73V71H56ZM104 70V71H103ZM106 70H108V71H106ZM114 71V73L115 74H113V71ZM126 70V72H124ZM17 71V72H16ZM50 71H51V73H50ZM59 71H60V73H62L61 75L59 74ZM63 71H65V73H66V75H64L65 73L63 72ZM78 71V72H77ZM81 71H83V72H81ZM91 71H93V72H91ZM112 71V72H111ZM117 71H118V73H117ZM145 71V72H144ZM21 74H20V73ZM86 72V73H87ZM89 72H91V74H89ZM94 72H95V74H94ZM257 72V71H256ZM79 73H83L82 75L80 74V76L78 75ZM101 73H103L102 75H101ZM105 73H108V75H111L112 74V76H115L116 78H117V80L119 81V82H121V83H118V81L116 80V78L114 77V79H113V77L111 76H108L107 77V79H110V81L109 80H107L106 79V77H105ZM117 73V74H116ZM121 74V77L119 76L120 74ZM128 73V74H127ZM13 74V75H12ZM54 74H56L55 75V77L53 76ZM67 74H71V77H70V75L68 76ZM77 74V75H76ZM125 74V76H124V78H123V75ZM126 74H127V77L128 76H130L129 77V81H130V79H132L131 81H135V82H129L128 83V80L126 81V79L127 78H125L126 77ZM20 75H22V76H20ZM76 75V77L77 76H79V78L77 77V79H76V77H75V80H77L76 82H75V80H74V78L72 77V76H75ZM94 75L95 76H97V77H94ZM100 75V77H104V78H102V80H101V78L100 77H98ZM117 75H118V77H117ZM132 75H133V77H132ZM19 76V77H18ZM56 76H57V78H56ZM68 76V77H67ZM252 76H256L255 74H253ZM251 76V78L254 80V78ZM13 77V78H12ZM21 77V78H20ZM53 77V78H52ZM61 77V78H60ZM68 78V80H70L71 81V79H72V81H74L73 83L72 82H68V83H63L62 81H64V82H66V79L64 80L63 78ZM70 77V78H69ZM84 77H88L87 76V74L84 76ZM142 77H143V79H142ZM11 78V79H10ZM95 78V80H93ZM100 78V79H99ZM120 78H122V79H120ZM250 78V79H251ZM256 78V77H255ZM10 81H9V80ZM120 79V80H119ZM251 79V80H252ZM52 80H54L53 82H52ZM67 80V81H68ZM97 80H99V81H97ZM113 80H116V82H114ZM126 81V84H123L124 85V87L122 86V83H124L125 81ZM28 81V82H27ZM34 81V82H33ZM51 81V82H50ZM82 81H84V83L82 82ZM94 81V82H93ZM96 81H97V85H95L96 84ZM101 81V82H100ZM102 81H104L103 83H102ZM106 81L108 82V84L106 83ZM124 81V82H123ZM143 81V82H142ZM27 82V83H26ZM34 84H33V83ZM58 82H60V83H58ZM113 82L114 83H116V84H118L117 86H115V85H113ZM30 83H32V84H30ZM52 83V84H51ZM54 83V84H53ZM57 83V84H56ZM111 83H112V85H111ZM127 83H128V85H131L130 83H133L131 86H129L131 89H132V91H129V89H128V85H127ZM21 84H24V86H22ZM26 84V85H25ZM28 84V85H27ZM64 84V85H63ZM67 84V85H66ZM73 84V86L71 87V85ZM98 84H103V87H101V85H98ZM106 84V85H105ZM121 84V86H122V89L124 90V91H122V90H119V85ZM19 85V86H18ZM30 85V86H29ZM59 85V86H58ZM127 85V86H126ZM139 85V86H138ZM141 85V86H140ZM4 86H7V84L5 85L4 84ZM12 86V87H11ZM13 86L15 87V88H13ZM43 86V89L41 88ZM48 86H49V88H48ZM105 86V87H104ZM112 87V89L114 90V93H113V95L112 94H110L111 95V97H110V95H108L109 93H111V92H113V90L111 89V88H109L108 89V87ZM114 86V87H113ZM120 86V87H121ZM12 88V90H10L11 88ZM17 87H19L17 90H15ZM46 87V88H45ZM81 87H85V88H87V89H85L84 88V90H83V88H81ZM101 87V88H100ZM127 87V88H126ZM138 88V87H140V88H138V90L136 89V88ZM8 88V89H7ZM10 88V89H9ZM39 88V89H38ZM105 88H107L109 91H108V93L107 92H105V93H103V91L105 90L106 91V89ZM117 88V89H116ZM147 88V89H146ZM6 89V90H5ZM14 89V90H13ZM22 89V91H20ZM58 89H56V90H58ZM111 89V90H110ZM116 89V90H115ZM126 89V90H125ZM140 89V90H139ZM38 90H40V91H38ZM48 90V91H47ZM50 90V92H52V91H55V90H52L51 91ZM99 90H101L100 91V95H99ZM103 90V91H102ZM133 90H136V91H134V94L138 97V95H139V93H140V95L142 94H145L146 95V99H148V100H146L145 99V96H144V98H141L142 97V95H141V97H136V96H134V94L132 93L133 92ZM2 91V92H1ZM45 91V92H44ZM89 91V90H88ZM127 91V92H126ZM128 91H129V93H128ZM4 92V93H3ZM44 92V93H43ZM103 94H102V93ZM130 92L132 93V95L130 94ZM3 93V94H2ZM40 93H42V94H40ZM128 93V94H127ZM40 94V95H39ZM45 94V95H44ZM103 96H102V95ZM259 94H261V93H259L258 92V96H259ZM39 97H38V96ZM105 95V96H104ZM115 95V96H114ZM126 95H129V97L128 96H126ZM131 95V96H130ZM139 95V96H140ZM151 96L150 98L148 97L147 98V96ZM36 96L38 97L37 98V100L35 99L36 98ZM76 96H78V95H72L69 99H67L66 100V102L65 103H67V105H68V101H70L69 102V104H73L74 102H76L77 100L76 99H78V97L77 98H75ZM108 96H109V98H111V100L110 99H108ZM120 96H122V97H120ZM123 96H125V97H123ZM7 99H6V98ZM113 97H116V99L115 98H113ZM128 97V98H127ZM131 97H133V99H135V101L131 98ZM260 97V96H259ZM51 98H52V100H51ZM74 100H73V99ZM99 98V99H98ZM103 98H105L106 100V102L108 101V100H110V101H108L107 103L106 102H104V99ZM120 98V99H119ZM122 98V99H121ZM124 98V99H123ZM130 98V99H129ZM26 99H27V101H26ZM114 99V100H113ZM125 99H127L128 101H126V102H128V103H126V102H124V100ZM139 99V101H140V106L138 105V106H133V105H135L136 103L137 104H139V101L137 102L136 100H138ZM143 99V100H142ZM150 99H153L152 101L150 100ZM45 100H46V102H45ZM50 100V101H49ZM72 100V101H71ZM76 100V101H75ZM116 100V101H115ZM119 100V101H118ZM120 100H122L123 102H124V104L125 105H123V103H120ZM145 100V101H144ZM34 101V102H33ZM42 101V102H41ZM94 101H96V99H94ZM111 101H114V102H111ZM121 101V102H122ZM141 101H142V103H146L145 104V108H146V105H147V108L146 109H148V110H146L143 106H144V104H142L141 105ZM144 101V102H143ZM154 101H155V103H154ZM25 102V103H24ZM32 102H33V104H32ZM110 102V103H109ZM115 102H116V104L117 105H115ZM132 104V107H134L135 109L136 108H139V107H141V108H143V109H145V110H141L140 108L137 110H135L136 112H134V109L132 108V107H130L131 106V104ZM178 102H179V100H178ZM256 102V101H255ZM38 104V106H37V104ZM42 103V104H41ZM94 103H96V102H94ZM105 103V104H104ZM154 103V104H153ZM167 104V106H168V108H166L167 106L165 105V107H164V105L162 106V104ZM127 104H129L128 106L130 107V108H128V109H125V108H127L128 106H127ZM136 104V105H137ZM161 104V105H160ZM31 105V106H30ZM35 105H36V107H35ZM46 105V104H45ZM118 105H119V107L121 106L122 107V105L123 106H125L123 109H120V111H123V110H125V111H127L128 112V110L129 109H131L130 110V115H133V113H135V115H133L134 117H135V120H137L136 121V123H135V120L133 121V120H130V119H134V118H132L130 115H129V112L126 114V116H128V117H124L125 119H122L123 117H122V114H121V112L118 110ZM151 105V107H149ZM182 105V106H181ZM222 105H223V107H222ZM248 105V104H247ZM44 105H42V107H43ZM99 106V107H100ZM101 106V107H102ZM154 108H153V107ZM159 106V107H158ZM161 106L164 108V109H166V111H164V109H162L161 108ZM253 106V107H252ZM114 107V108H113ZM175 107H178V106H175ZM217 107V108H216ZM119 111V114H118V111L116 110V109ZM152 108H153V110H155V111H153L152 112ZM162 109L163 111H160L159 109ZM171 108V109H170ZM251 108V109H250ZM254 108V109H253ZM113 109V110H112ZM117 111H115V110ZM151 111H150V110ZM157 109V110H156ZM167 109H170L169 111H167ZM233 109H234V107H233ZM133 110V111H132ZM141 110V111H140ZM250 110V112H248V111ZM124 111V112H125ZM142 112V114H144V115H142V118H141V120L143 121V122H141V121H139L140 119L138 118L141 114L140 113H138V112ZM150 111V112H149ZM158 111H160L161 112V114L158 112ZM173 111V112H172ZM203 111H206L207 112V114L205 115V112H204V114L203 113H201V112H203ZM159 113L161 116L165 113V112H169V113H166L167 115L165 116V118H167V117H172V122H171V120H169L168 119V122H166V121H164V120H166L163 116H162V118L164 119V120H162V122H163V124H161V116H159V114H156V113ZM171 112L173 113V115L171 116ZM180 112H182V113H180ZM183 112H185V113H183ZM200 112V113H199ZM137 113H138V115H137ZM147 113V115L145 116V114ZM149 113H151L150 114V117H148V115H149ZM187 113V114H186ZM215 113V114H214ZM217 113V114H216ZM109 114V115H108ZM169 114V115H168ZM174 114H175V116H174ZM216 115V116H214V115ZM97 115V114H96ZM120 115H121V117H120ZM137 115V116H136ZM165 115V114H164ZM176 115H178V117L176 116ZM180 115V116H179ZM191 115V116H190ZM192 115H195V116H192ZM202 115H205V116H202ZM208 115H210L209 117H206V116H208ZM130 116V117H129ZM144 116V117H143ZM154 116H156V118H158L157 120L159 121V124H158V126H157V124H156V122H157V120H156V118L154 117ZM173 116L175 117L174 119H173ZM141 117V116H140ZM151 117H153L152 118V120L154 119V120H156L155 121V123L153 124L152 122H154V121H152L151 119V121L149 122V118H151ZM169 117V118H170ZM179 117H181L180 119L183 121L184 119H186V120H188L189 121V119H193V117H195V119H193V120H198V118H199V120L197 121H191V122H193V123H187L188 121H186V123H185V121H181L180 122V120H179ZM263 117V116H262ZM129 118V119H128ZM148 118V119H147ZM209 118V119H210ZM139 119V120H138ZM160 119V120H159ZM258 119H260V120H258ZM125 120V121H124ZM175 120H179V121H175ZM211 120H212V118H211ZM102 121V122H101ZM128 123H130L131 125H135L134 127L133 126H131L130 124H128ZM146 123H145V122ZM147 122H149V123H147ZM174 122H176L177 124H182V125H184L182 128H186L187 129V131H189L188 130V128L189 127H193L194 128V130H193V128L190 130V131H192L191 133L190 132H187V133H189L190 134V136H189V134H184L185 136L183 137V136H181V134L183 135V129H181L180 130V128H181V126H179V125H177V127H176V125H174L173 123ZM250 122V123H251ZM132 123H135V124H132ZM140 125H139V124ZM158 123V122H157ZM169 123H171V125H173V126H171ZM175 123V124H176ZM247 123V124H246ZM259 123V124H258ZM137 124V125H136ZM144 124V125H143ZM156 124V125H155ZM161 124V125H160ZM193 124V125H192ZM196 124V125H197ZM244 124H246V126L247 127H245V126H243ZM102 127H101V126ZM145 125H147V129L148 130H146L145 128ZM153 125H154V127H153ZM159 125L161 126V128H159ZM162 125H163V127L165 126V125H167V126H165L164 128L162 127ZM169 125L171 126L170 128L171 129H167V127H169ZM189 127H188V126ZM192 125V126H191ZM195 125V126H196ZM199 124L197 125V128H196V131H198V127L200 126ZM109 126V127H108ZM158 127V128H156V127ZM175 126V128H173ZM185 126H187V127H185ZM202 126H203V128H205L206 130H204V129H202ZM250 126H251V124H250ZM249 126V127H250ZM44 127V123H42L41 125H36L35 126V128H34V130H33V132H35V134L36 135H39L40 133H42V128ZM104 127H105V129H104ZM132 127V128H131ZM135 127H136V129H135ZM138 127V128H137ZM142 127H144V128H142ZM150 127L152 128L151 130H150ZM208 127H210V128H208ZM208 127H207V124H205V125H201V127H200V129L201 130H199L198 132H200V138L197 136V138L198 139H200V142H201V136H203L202 138H204L205 139V137L207 136V134H203L201 131H203L204 133L206 132H208V130L209 129H211V125H208ZM238 127V126H237ZM242 127H245L244 129H242ZM260 127V128H259ZM101 128V129H100ZM128 128H130V129H128ZM157 129L158 131H159V133L158 132H156V130H154V129ZM176 128L177 129H179L180 131L179 132H181L180 134H178L179 132L178 131H176ZM250 128H252V127H250ZM258 130H257V129ZM97 129H95V130H97ZM133 131H132V130ZM146 130V131H144V130ZM165 129V130H164ZM262 129V133L260 132V130ZM36 130V131H35ZM101 130V131H100ZM149 130H150V132H149ZM164 130V133L162 132ZM167 130V131H166ZM185 130V129H184ZM257 130V131H256ZM40 131V132H39ZM97 131V132H98ZM144 131V132H143ZM151 131L153 132V131H155L156 132V134H152L151 133ZM171 132V134L169 133V132ZM146 132V133H145ZM162 134H161V133ZM168 132V133H167ZM173 132H174V134H173ZM176 132H178V133H176ZM184 132H186V131H184ZM240 132V133H239ZM143 133V134H142ZM166 133H167V135H166ZM160 134H161V136H160ZM176 134V135H175ZM199 134V133H198ZM203 134V135H202ZM239 135L238 136V138H242V139H240V140H238V138H236L237 137V135ZM141 135V136H140ZM152 135H153V137H152ZM162 135H164L163 137H162ZM165 135H166V138L168 137L169 139H171V137L169 136V135H172V141L173 142H175V143H173V142H169V141H171V140H169V141H167L166 143H165V141H163L164 143H161V142H159V141H161L162 139L160 138V137H162V138H164V140H167L166 138H165ZM188 135V136H187ZM206 135V136H205ZM243 136V137H240V136ZM145 136H147V137H145ZM149 136V137H148ZM151 136V137H150ZM175 137H178V138H175ZM187 139H186V138ZM189 137V138H188ZM236 138L237 139V141H243L244 139L245 140H247V143H246V141H245V143L244 142H241V143H243L242 145L240 144V142H237L238 143V145L240 144L242 147H243V145H248V146H250L249 144H248V142H250V144L252 143L251 141L253 140V144L254 145H251L250 146V148L251 147H253V150L252 149H250L249 147H247V151H246V148L244 147V149L242 148V147H240V146H238L239 148H237V143H236V141H234L235 139L234 138ZM244 137H246V138H244ZM252 137V138H251ZM141 138H143V139H141ZM181 138V140L183 139V138H185V139H183V142L181 141L180 142V140H179V142H180V145H179V143H178V139H180ZM196 138V137H195ZM192 139L191 141H192V143L193 142H195L194 140H198V139ZM234 140H233V139ZM248 138V139H247ZM251 139V141H250V139ZM128 139V140H127ZM141 139V140H140ZM148 139V140H147ZM189 139V140H188ZM204 139H202V141H204V143H205V140ZM255 139V140H254ZM256 139H257V141H256ZM263 139H262V141H263ZM159 140V141H158ZM184 140H186V141H184ZM143 143H142V142ZM157 141V142H156ZM256 141V142H255ZM132 142V143H131ZM153 142H155V144L153 143ZM172 143V144H176L177 145V148H175V146L174 145H172V146H174L173 148V150H171L172 151V153H173V151L176 149H178V151H176L175 150V153H173V155H172V153H171V151L169 150L170 148H168L167 147V143ZM185 142V143H184ZM200 142H195V144L197 143H199L198 145H200V147L198 146V149L199 148H201V147H203V145L202 144H204L203 142H201L202 144H200ZM255 142V143H254ZM168 143V144H169ZM257 143H259V145L257 144ZM181 144H183V145H181ZM184 144H186V145H184ZM189 144V145H188ZM194 144V145H195ZM255 144H257V145H255ZM125 145V146H124ZM139 145V144H138ZM145 145V146H146ZM193 145V144H192ZM202 145V146H201ZM234 145H235V147L238 149V151H233V149L232 148H234V149H236L235 147H234ZM140 146V145H139ZM148 146V147H149ZM169 147H171L170 145H168ZM184 146V147H183ZM185 146H186V148L189 146V148H187V149H185ZM196 145L194 146V147H197ZM233 146V147H232ZM152 147H154V146H152ZM183 147V148H182ZM193 147V149H194V151H196V153H197V151H199L197 148H196V150H195V148ZM225 147V148H224ZM230 148L229 150H227L228 148ZM114 148V147H113ZM168 148V150L170 151H168V153H171V155L173 156V157H175L174 156V154L175 155H177L178 153V158L177 157H175V158H173L172 159V157L170 158V157H168V155L169 156H171L170 154H166V152L165 153H163V151L165 150V149H167ZM223 148L224 149H226V150H223ZM240 148H242L244 151H246L245 153H243V150L242 149H240ZM262 148V149H261ZM18 149V150H17ZM15 151V154H17V157H21L22 156V150H21V152H20V149L21 148H19V146H18V148H17ZM115 149V148H114ZM137 149L140 151H142V150H144V151H142L143 152V154H142V152L140 153L139 151H137ZM152 150L153 152H154V154H153V152L151 151H149V150ZM158 149H159V152H160V150H162L163 149V151L162 152H160V153H163V154H165L166 155V158L167 159H165L164 160V156H163V154H160V153H157L156 151H158ZM182 149H184V151L186 150V152H189V154L188 153H186V152H184L183 153V151L182 152H180V150H182ZM219 149H221V150H219ZM242 150L241 152L243 153V154H247V152H251V150H252V152L251 153H249V157H251L252 156V160H250L251 158H247V156L248 155H246V157H245V155H239L238 156V154H240V153H237V152H239L240 150ZM155 150V151H154ZM232 150V151H231ZM256 150V151H255ZM258 150L260 151V152H258ZM208 151H209V149H208ZM207 151V152H208ZM215 151V152H216ZM219 151V152H218ZM225 151H229V152H225ZM255 151V152H254ZM224 152V153H223ZM231 152H232V154H231ZM237 154H236V153ZM132 153H134V155H132ZM146 153H148V154H146ZM151 153V154H150ZM195 153V152H194ZM228 153V154H227ZM19 154V155H18ZM136 154V155H135ZM139 154V155H138ZM186 154V155H185ZM233 155V154H235V156L237 155L240 159H238L239 161H240V163H241V160H244V161H242V163L243 164H245L244 165V167L245 168H243V165H242V163L240 164L238 161H237V159H235L234 160V158H236V157H233L232 158V156L230 157L229 155ZM129 155V154H128ZM147 155V156H146ZM182 155L184 156V158L182 159L181 157H182ZM219 155H220V153H219ZM228 155V157H226ZM251 155V156H250ZM135 156H137V157H135ZM146 156V157H145ZM163 156V157H162ZM179 156H181V157H179ZM189 157V159L190 160H188V159H185V157L186 158H188ZM193 156H195V155H193ZM234 156V155H233ZM140 157H142V158H140ZM161 157L163 158V160L161 159ZM230 157V160H229V162L227 163L228 164V168L230 169V167H231V170H229L227 167H226V165L227 164H225L224 163V161L226 160V158H229ZM258 157V159L260 160H255L256 158ZM136 158H139V159H136ZM177 158V159H176ZM221 158V159H220ZM141 159V160H140ZM142 159H144L145 161H146V163H145V161H143ZM171 160V162L169 161V162H167V160ZM178 159L180 160V161H178ZM223 159V160H222ZM231 159H232V161H234V163L236 164H233V162L231 161ZM140 160V161H139ZM161 160V161H160ZM176 160H177V162H176ZM212 160V161H211ZM246 160H247V162H246ZM163 161H165V162H167V163H172V162H175V164H177L178 162H180V165L182 166V167H184V168H182L184 171H185V173H182L181 174V171L183 172V170H178V168L180 167V166H178V164L177 165H175L174 166V163L173 164H167L166 165V163L165 162H163ZM231 161V162H230ZM236 161V162H235ZM255 161H257L256 163H258L259 165H257L256 166V164H255V170H256V168L258 169L259 168V172L258 171H255L254 170V168H247V167H253L252 165L253 164H251L252 162L253 163H255ZM262 161V163H264ZM161 162H163L162 163V165H161ZM208 162V161H207ZM219 162H221L222 164L220 165V163ZM187 163V162H186ZM224 163V164H223ZM251 164V166H250V164ZM192 164V163H191ZM217 164H219L221 167H217V166H219V165H217ZM236 166V167H234V169H233V166ZM240 165V167L242 166V171H240L239 169H240V167H238L239 165ZM249 164V165H248ZM130 165H129V167H130ZM148 165H151L152 167H150L151 169H153L152 171L154 172V173H156V169H157V167H158V165H159V167H158V169H157V173L156 174H152V171H151V169L148 167ZM154 165V166H153ZM155 165L157 166L156 168H155ZM173 165V167L171 168V166ZM196 166V163H194V164H192V166ZM200 165V166H199ZM201 165H202V167H201ZM225 165V166H224ZM263 165V167H261V169L263 170L264 169V164H262ZM163 168V166H165V167H170L169 169H170V173H172V175L174 174V176H172V177H170V178H173L174 180L176 179L177 180V178H178V181L176 182V183H178V184H176V183H174L173 184V188H171V182L173 183L174 182V180H172V181H169V183H168V181H166V175H167V178H168V172L167 173H165L166 172V170L164 169H162L161 167ZM178 166V167H177ZM204 166V167H203ZM211 166V167H210ZM224 166V168L227 170V171H230V172H226L225 173V169L224 168H222ZM148 167V169L146 170L145 168H147ZM164 167V168H165ZM187 167H189V166H187ZM186 167V168H187ZM201 167V168H200ZM155 168V169H154ZM163 171V173H165L166 175H164V174H162V171L160 170V169ZM173 168L175 169V168H177L176 170H178V172L176 173L175 172V170H173ZM203 168V169H202ZM210 168V169H209ZM217 168H222L221 170H219V169H217ZM238 169V171L236 170V169ZM249 169L250 171H251V173H250V171H248V173H247V169ZM150 169V170H149ZM215 171H221V172H223V173H219V172H215ZM217 169V170H216ZM224 169V170H223ZM243 169H245L244 171H243ZM167 170H168V168H167ZM203 170V171H202ZM207 170V171H206ZM234 170H235V172H234ZM255 171V173H254V171ZM35 172V175L36 176H38L37 178H39V180H40V183L42 184L41 186H39L40 188L39 189H36V190H34V191H32V192H30V194H28L23 200H24V203H23V206H24V204H25V208H28V210H29V212L27 213V212H25L23 209H25V208H23L22 210H20V208H18V210H13V211H10V210H6V208L7 209H9L8 208V206H6L7 204H5L3 201H1L2 202V204L0 203V250L1 249H3L2 251H0V254L2 255H0V264H19V262L20 263H22L23 261H24V258L25 259H27L28 257H30V258H28V260L27 261H29L30 260V262L29 263H27V264H34V263H36L37 264V262L39 263H41V264H65V263H63V262H60V261H58V251L56 250V246H55V244L53 243V240H54V238H55V232H56V228H54L55 226H53L54 224H51V225H49V224H47V225H45V226H40V225H38V223L36 224L35 222H36V218H34L32 215H34L35 214V212L38 210V209H40L41 211H40V213L41 214H44V213H46V215L47 216H53V205L55 206L56 205V201H57V194H56V192H55V188H56V186L54 187V185H55V183H56V181L54 180L55 178L52 176V174L51 173H48V171H47V169L46 168H41V170L40 169H38V170H34ZM43 171V172H42ZM117 171V170H116ZM148 171H151V172H149V173H151V175L153 176H151L149 173H148ZM165 171V172H164ZM169 171V170H168ZM253 171V172H252ZM115 172V171H114ZM117 172H119V170L117 171ZM197 172V173H196ZM207 172V173H208ZM39 175H38V174ZM44 173V174H43ZM144 173H147L148 174V176H147V174H144ZM196 173V174H195ZM220 174V176H222V177H220L218 174ZM225 173V174H224ZM237 174V175H241V176H243V175H245V177L247 178V182H246V178L243 176V179H240V178H242V177H236L237 179V182H235V183H233L234 181L232 180V177H231V175L230 174ZM254 173V174H253ZM262 175H261V174ZM116 174V173H115ZM177 174V175H176ZM178 174H179V177H178ZM184 174V175H183ZM227 174H229L228 176H226ZM257 174H259V175H257ZM154 175H157L155 178H154ZM165 176V178L163 177V176ZM182 175H183V177H185V179L184 178H182ZM188 176L187 178H186V176ZM194 175H196V176H194ZM205 176V178H203L202 177V179H201V176ZM217 175H218V177H217ZM261 175V176H260ZM51 176L53 177V179L51 178ZM147 176V177H146ZM169 176H171L170 174H169ZM230 176V177H229ZM41 177V178H40ZM131 177V178H130ZM152 177V178H151ZM163 178L162 180L160 179V178ZM177 177V178H176ZM180 177H181V179L182 180H180ZM200 177V178H199ZM225 177H227V178H225ZM145 178L147 179V180H145ZM215 178V179H214ZM42 179V180H41ZM150 179H154V180H150ZM185 181H184V180ZM188 179V180H187ZM198 179V180H197ZM199 179H201V183H199ZM213 179V180H212ZM228 179H231V180H228V181H230V182H223L222 180H224V181H227ZM164 182L163 184H165L166 182L168 183V185L165 187L163 184H162V182ZM164 180V181H163ZM169 180V179H168ZM186 180H187V183H185L186 182ZM190 180H192V182L190 181ZM239 180V181H238ZM243 180V181H242ZM43 181H46V182H44L43 183ZM47 181H49V182H47ZM51 181V182H50ZM55 181V182H54ZM145 181H146V183H147V185L146 184H144L145 183ZM166 181V182H165ZM181 181V182H180ZM182 181H183V183H182ZM202 181H205V182H202ZM148 182H149V184H148ZM191 182V183H190ZM193 182H194V186H195V188H197L198 189V191L196 190V191H194L193 192V189L195 190V188H191L192 186H193ZM51 183V184H50ZM137 183H139L138 185H136ZM160 183H161V185H160ZM192 184V185H190V184ZM209 183V184H208ZM236 183H238V184H236ZM54 184V185H53ZM175 184H176V186H175ZM190 187V188H188V186ZM223 184V185H222ZM229 184V185H228ZM45 185V186H44ZM155 187H153V186ZM162 186V189L160 190V186ZM146 186V187H145ZM153 187L152 189L150 188V187ZM165 188H164V187ZM177 186H178V188H177ZM183 186H187L186 188H188L189 190L190 189H192V190H186V191H189L188 193L187 192H185V191H182L183 190ZM232 188H231V187ZM41 187H42V189H41ZM50 187H51V189H50ZM54 187V188H53ZM145 187V188H144ZM237 187H238V189H237ZM45 188V189H44ZM143 188H144V190L145 189H147V190H143ZM157 188V189H156ZM177 188V189H176ZM186 188H184V189H186ZM199 188L201 189V190H199ZM48 189V190H47ZM138 189H142L141 191L142 192H144V193H142L140 190H139V193H138ZM156 189V190H155ZM163 189H165V190H163ZM178 189H180V190H178ZM150 190V191H149ZM229 190V191H228ZM180 192V194L178 195V193ZM192 191V192H191ZM44 192V193H43ZM53 192V193H52ZM150 192V193H149ZM152 192H153V194H152ZM178 192V193H177ZM199 192V193H198ZM263 192V193H262ZM118 192H115L114 194H115V197H116V194H117ZM138 193V194H137ZM142 193V194H141ZM173 193H175V197L173 196V198H176V200H178V201H176L175 199H173V198H171L172 197V195H173ZM184 193H187L188 194V196H187V194H185L184 195ZM219 193V194H218ZM252 193V194H251ZM156 194V195H157ZM191 194V196L189 197V195ZM211 196H210V195ZM218 194V195H217ZM249 194H251V195H249V197H248V195ZM254 194V195H253ZM37 195V196H36ZM158 195H157V197H158ZM163 195H161V196H159L160 198L161 197H163ZM203 195V197H201V199H200V196H202ZM207 195H208V197H207ZM214 197H213V196ZM245 195V196H244ZM168 196V197H167ZM177 196H180V197H177ZM181 196H184V197H181ZM193 196L194 197H196V198H193ZM241 196V197H240ZM247 196V197H246ZM154 198V201H153V203H157V205H155V207L156 208H158V203L160 202V198L158 199V198ZM186 197V198H185ZM213 197V198H212ZM28 198V199H27ZM40 198H41V200H40ZM170 198H171V200H170ZM178 198V199H177ZM184 198V199H183ZM191 198H193V199H191ZM197 198H198V200H197ZM233 198H236V199H238L239 201H240V207H239V212L237 213L238 215L237 216H239V218H232V217H234V216H232L233 215V209L231 208L232 207V205H231V200L233 199ZM27 199V200H26ZM37 199V200H36ZM155 199H156V201H155ZM164 199H166V200H164ZM182 199L184 200L183 202H182ZM251 201H250V200ZM181 200V201H180ZM213 200V201H212ZM219 200H222V201H220L219 202ZM248 200V201H247ZM34 201H36V202H34ZM39 201V202H38ZM50 201V202H49ZM159 201V202H158ZM173 201V202H172ZM177 203H176V202ZM180 201V202H179ZM26 202H28V203H26ZM162 202V201H161ZM160 202V203H161ZM179 202V203H178ZM221 202H222V204H221ZM37 203H38V205H37ZM39 203H41V204H39ZM54 203V204H53ZM159 203V206H161V204ZM186 203V202H185ZM186 203V204H187ZM27 204H28V206H27ZM151 204V207L149 208V205ZM171 204H169V205H171ZM182 204V205H183ZM196 204H199V205H196ZM33 205V206H32ZM162 205V206H163ZM3 206V207H2ZM5 206V207H4ZM30 206H31V208H30ZM36 208H35V207ZM166 206V205H165ZM199 206V207H198ZM228 206H230V208H227ZM53 207V208H52ZM147 207V208H146ZM31 210H30V209ZM42 208V209H41ZM47 208V209H46ZM146 208V209H145ZM152 208V209H151ZM164 208V207H163ZM202 208V209H201ZM6 210V211H4V210ZM35 209V210H34ZM52 209V210H51ZM142 209V210H143ZM149 209V210H148ZM231 209V210H230ZM27 210V209H26ZM43 210V211H42ZM47 210V211H46ZM141 210V211H142ZM148 210V211H147ZM8 211V213L6 214V212ZM22 211H23V213L24 214H22ZM32 211V212H31ZM44 211H46V212H44ZM50 211H51V213H50ZM137 211V210H136ZM12 212V213H11ZM31 212V213H30ZM34 212V213H33ZM48 212V213H47ZM132 212H135L134 211V208H133V210H132ZM232 212V213H231ZM30 213V214H29ZM149 213H148V215H149ZM12 214H14V218L15 219H17V220H15L14 218H13V220H11L10 221V219H8L7 220V218H10L11 216L10 215H12ZM27 214V215H26ZM232 214V215H231ZM243 214V215H242ZM4 215H5V217H4ZM6 215H8V216H6ZM25 217H24V216ZM3 216V217H2ZM19 216H21V217H19ZM32 216V217H31ZM43 216H45V214L43 215ZM46 216V217H47ZM232 216V217H231ZM236 216V217H237ZM19 217V218H18ZM30 217H31V219H30ZM176 218H178V220L177 219H174V223H176V221H178L179 222V217L178 216H175ZM230 217L232 218L231 220L233 221H231L230 220ZM251 217V218H250ZM28 220H27V219ZM34 218V219H33ZM227 218H229L227 221H226V219ZM18 219H19V221H18ZM222 219V220H221ZM223 219H225V221L223 220ZM6 220L8 221L7 223H6ZM15 220V221H14ZM21 220V221H20ZM34 220H35V222H34ZM202 220V219H201ZM201 220H197L196 222H200ZM213 220L215 221V223H216V227H215V225H213L214 223H213ZM203 221V220H202ZM10 222V223H9ZM12 222V223H11ZM173 222V221H172ZM211 223L210 224V226H212V228H211V230L209 229V227H207V225H208V223ZM238 224H237V223ZM239 222H241V223H239ZM19 223H21V224H19ZM31 223V224H30ZM35 223V224H34ZM235 223V224H234ZM3 224V225H2ZM12 225V226H9V225ZM231 224H234V225H231ZM1 225H2V227H1ZM18 225V226H17ZM21 225V226H20ZM32 225H34V226H32ZM134 225V224H133ZM206 225V226H205ZM218 225H220L219 227H218V229H217V226ZM232 226V228H235L237 225V227H236V229H237V231H236V229H233V230H229L230 229V227H226V226ZM3 226H9L10 228L8 229V233L6 232V229L3 227ZM16 226V227H15ZM209 226V225H208ZM33 227V228H32ZM37 229H36V228ZM45 227V228H44ZM49 227V228H48ZM207 228V230H205L206 228ZM3 228H4V230H3ZM15 230H14V229ZM225 228H227V229H225ZM231 228V229H232ZM17 229V230H16ZM31 229V230H30ZM32 229H34V230H32ZM45 231H44V230ZM48 229V230H47ZM50 229V230H49ZM187 229V230H188ZM200 229V230H199ZM202 229H204L203 231H202ZM213 229V230H212ZM215 229V230H214ZM217 229V230H216ZM12 231V230H14V231H12L13 233H11L10 231ZM24 230V231H23ZM39 230V231H38ZM44 231V232H42V231ZM197 230V231H196ZM2 231V232H1ZM3 231H4V233H3ZM26 231V232H25ZM28 231V232H27ZM29 231H30V233H29ZM55 231V232H54ZM207 231V232H206ZM221 231V230H220ZM219 231V232H220ZM6 232V233H5ZM14 232L16 233V236H15V234H14ZM35 232V233H34ZM41 232V233H40ZM50 232V233H49ZM202 232V233H201ZM210 232V233H209ZM222 232V231H221ZM234 232V233H233ZM22 233V234H21ZM28 233H29V236H28ZM37 233V234H36ZM46 233H47V235H46ZM54 233V234H53ZM211 233L213 234L212 236H211ZM237 233V234H236ZM6 234V235H5ZM10 234V235H9ZM31 234V235H30ZM40 234V235H39ZM222 234V233H221ZM225 234V233H224ZM14 235V236H13ZM24 235V236H23ZM37 235V236H36ZM39 235V236H38ZM235 235H239L238 237H240V238H238L237 236H235ZM9 236H11V238H9ZM19 236V237H18ZM24 238H23V237ZM36 236V237H35ZM53 236V237H52ZM222 236H224V235H221V237ZM8 237V238H7ZM29 237V238H28ZM34 237V238H33ZM220 237V238H221ZM15 239V241H14V239ZM23 239L21 242H20V240L21 239ZM33 239V241H32V239ZM41 238V239H40ZM213 238V239H212ZM223 238V237H222ZM230 238V239H229ZM3 239V240H2ZM9 239V240H8ZM12 239V240H11ZM238 239V240H237ZM2 240V241H1ZM40 241V242H35V241ZM225 240H226V244H225ZM228 240V241H227ZM4 241V242H3ZM9 241H13L15 244L17 243V245H18V247L16 246L15 247V249H14V253H13V255L15 256V258H19V254H20V258L18 259H16V261L18 260L19 262H16L15 261V263H14V261H11L10 262V260L8 259L10 256L8 255V254H6V253H4L3 251H5L4 250V247L3 246H5V249L7 248L6 247V245L9 243ZM32 241V242H31ZM49 241V242H48ZM28 242V243H27ZM34 242V243H33ZM214 242V241H213ZM3 243V244H2ZM7 243V244H6ZM40 243V244H39ZM42 243V244H41ZM50 243V244H49ZM217 243V244H218ZM239 243V242H238ZM38 246H36V245ZM2 245V246H1ZM47 245V246H46ZM28 246V247H27ZM33 246V247H32ZM55 246V247H54ZM44 247V248H43ZM47 249H46V248ZM49 247H50V250H49ZM227 247V248H228ZM23 248V249H22ZM30 248V249H29ZM37 250H35V249ZM52 248V249H51ZM27 249V250H26ZM17 250V251H16ZM53 250V251H52ZM232 250V249H231ZM22 251V252H21ZM30 251H31V253H30ZM43 252V254H42V252ZM49 253H48V252ZM27 252V253H26ZM226 252H227V254H226ZM35 253H36V255H35ZM55 253V254H54ZM5 254V255H4ZM18 256H17V255ZM24 254V255H23ZM28 254V255H27ZM32 254V255H31ZM54 254V255H53ZM58 254V255H57ZM229 254H232V256L234 255V257L232 258L231 257V255H229ZM7 255V256H6ZM23 255V256H22ZM31 255V256H30ZM39 255H41V256H39ZM69 255H72V253H69ZM223 255V256H224ZM228 255L230 256V257H228ZM237 257H236V256ZM17 256V257H16ZM33 256H35V257H33ZM39 256V257H38ZM44 256V257H43ZM51 256V257H50ZM227 256V257H226ZM5 259H4V258ZM8 257V258H7ZM32 257V258H31ZM38 257V258H37ZM1 258H3V259H1ZM7 258V259H6ZM40 258V259H39ZM42 258V259H41ZM229 258H232V259H229ZM242 258V259H241ZM37 259V260H36ZM233 259V260H234ZM39 260V261H38ZM41 260H42V262H41ZM9 261V262H8ZM34 261V262H33ZM87 260L86 259H80V258H76L75 259V261H73V263L72 264H89V263H87L86 262ZM235 262V264H238V262L236 263ZM250 262V263H249ZM39 263V264H40ZM227 263V262H226ZM225 263V264H226ZM228 263V264H229Z\"/></svg>",
  "mask_w": 264,
  "mask_h": 264
}]
</instances>
